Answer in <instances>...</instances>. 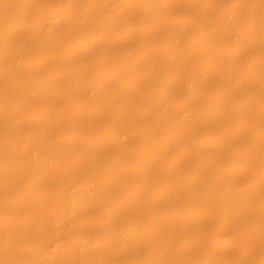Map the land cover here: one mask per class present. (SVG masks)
Masks as SVG:
<instances>
[{"label": "bare ground", "instance_id": "1", "mask_svg": "<svg viewBox=\"0 0 264 264\" xmlns=\"http://www.w3.org/2000/svg\"><path fill=\"white\" fill-rule=\"evenodd\" d=\"M10 0H0V5L1 4H4V3H7V2H9ZM30 0H26L25 1V3L26 4H24L25 6L21 9V10H23V11H25V12H22V11H20L21 13H19L17 16H19V17H16V18H13V20L12 19H1L0 20V41H1V43H2V41H3V44L5 43V45H3L4 47H2V48H0V55L1 56H3V57H1L0 56V60L2 59V60H4V57H7L6 55L7 54H9L10 56H12L13 58V60H12V62H7L8 64H6V62L4 63L5 64V66H4V64H2V65H0V67L1 66H3L1 69H0V75H2V74H4V72L6 73V72H12V73H16V72H18L17 71V69L19 70H21V67L23 66V64H25V66H26V63H27V65H28V63H29V61H31L32 62V59L34 60L33 62L35 63H31L35 68H43L45 65H48L47 64V62L49 61V60H52L54 57L56 58V57H58L59 55L61 56V57H63V55L65 56V58H66V54L67 53H70V52H78V54H81L80 52H83L82 53V55H83V57H85V56H87V55H90V54H92V52H91V48H93V46H94V44L96 45V44H98V42L99 41H101V40H106L107 38H112V40L114 39H116L117 40V38H120V37H122L123 36V34H128V33H132V31L134 32V30H133V28H135V27H132L131 26V24H125L124 22H125V16H128L129 15V13H130V11L132 10V12H133V9L134 8H137V7H139V4L141 3V2H144V3H142V4H145V3H147L148 1H149V3H150V5H148L147 4V9H152V12H153V10H155V8L158 10V8L160 9H162V8H164V7H166L167 5H169V4H171V2H175L176 0H89L88 1V3H85L86 4V8L84 7V5L85 4H83V5H81L80 4V0L78 1V0H67V1H65V0H63L62 2H61V0L59 1V3L61 2L62 3V6H61V4H57V6H54V8L52 9V8H46V11L44 10L45 9V7H43L44 5H42L41 6V8H40V6H39V8L40 9H42V11L43 12H41V10L40 11H38L39 10V8L38 9H36V12H34V13H36L34 16L32 15H30L32 12H31V10L29 9L30 7H28L27 8V4L29 3V6H30V2H29ZM178 1V0H177ZM191 1V0H190ZM192 1H194V0H192ZM203 1V0H202ZM224 1V0H223ZM222 1V2H223ZM230 1V0H229ZM233 1V0H232ZM231 1V2H232ZM235 1V0H234ZM248 1V2H247ZM252 1V2H251ZM244 0V2L243 1H238L237 2V0L235 1V2H237L238 4H236L235 6H232L231 4V6L232 7H230V5H229V7L227 8V7H223V10H222V8H220L221 9V12L218 10V14L219 15H217V17L218 16H220V18H217L218 20H217V22L215 23V25H218V26H216V28H215V26H214V28H213V26H212V28H210L211 27V25H212V23H210L209 22V24H207V22L209 21L208 19H207V17L205 16L204 18H203V20L202 21H204L205 22V20H207L206 21V24L207 25H209L210 27H208L206 24H204L203 25V22L201 23V28H200V30L198 29V31H197V34H196V37H194L193 39H192V46L191 45H183L181 42H180V38H179V36L181 37V35H178V32H174V35L175 34H177V35H172V37H171V40H170V38H169V41H164V43L165 44H162V47H164V50H163V48H162V50H163V53H162V56H166L168 53H169V56L167 55L166 57V61L163 59V61H164V63H166V64H164V63H162L163 61L162 60H159L160 61V63H161V65H160V63H159V66H157L156 64H155V67L156 68H154V67H152L153 65H154V62L153 63H151L152 62V60L154 59V57L156 56V54H157V52H155V50H153L152 49V47L151 48H149V50H147L148 52H144L143 54H141V57L140 56H138V58L137 57H134L133 58V60H132V57H129V56H127L128 55V53H126V55L125 54H123V55H125V57L127 56V58L129 57V59H125L126 60V62H125V60L122 58V60H120L121 62H118V64H116L115 65V67H113L114 65H112V66H104L105 68H106V71L105 72H103L102 73V70H105L104 69V67L102 68L101 66L100 67H98L96 70H94V72H96V73H92L91 71H89V67L87 68V67H85V66H87L86 64H88V63H84L85 64V66H84V64L82 63V59L81 60H77V59H75V60H77V62L78 61H80L82 64H80V63H75V61H74V63L76 64V65H74V63L73 62H71V63H69L70 61H73V60H68L67 62H68V64H64L63 66L62 65H59V67L56 65V66H54V67H56V68H52V67H49L48 69H50V68H52L51 70H49L48 71V73L44 76V75H41V74H43V73H41V74H37V73H34L35 75H36V77L33 75V78L31 77V81L29 80L30 79V77H27V78H29L28 79V81H26L25 82V80L24 79H26L27 80V78H22V77H20V78H15L14 80L13 79H11V80H9V82H7L8 84H6V86L5 85H0V120H1V122H0V133H1V135H2V132L3 131H5L6 130V128H7V130L8 129H10V127H11V129H10V131H6V132H8L7 134H5L6 135V137L8 138V139H17V140H19V138H20V136L23 134H20V130L19 129H21L22 127L21 126H26V124L30 121V122H40V121H42L43 123H44V125L46 126V125H50V124H53L54 122H56V120H54L55 118H58V116L59 115H61V114H63L64 116H66L68 113H69V115L71 116V114H70V112L72 113V115H73V111H77V112H75V113H77L78 114V112L80 111L79 110V107H80V109L82 108V109H84V110H82L81 109V112H86V110H88L87 108H90V109H94V106L93 105H95V106H98L97 105V103L99 102V99H101L102 97L101 96H103V95H105V94H107L108 92V96H114V95H116L117 93H115L116 91H119V89L121 88H117L116 86H121V84H123L124 83V85L125 86H127V85H129L130 87L132 86V84H130V83H133V81H134V79L136 80V79H140V81H142V82H148V81H151L152 79H155V78H160L161 79V77L160 76H165L161 71H160V68L159 67H161V66H168L169 67V65L170 64H172L174 67H175V65L178 63L179 64V62H181V60H180V58H183L184 57V55H185V59H188V58H186V57H188V54L187 53H189L190 52V50L192 51V53H191V55L189 56V58L191 57L192 58V60H199V61H197V63L198 62H200L201 61V59H203V57H204V59H205V57H206V59L205 60H202L201 62H205V61H207V57L208 56H216V55H220V56H218V57H221V54H222V57L223 58H225L227 55V49H230V51H228V53H229V57L231 56V59L233 60V59H235V58H238V60H236V62L235 63H237V62H241L242 60H243V58H241L243 55V57L245 58V52H246V50H245V48L246 47H244V45H246V44H250V43H248L249 42V38L251 37V35H255V33H256V30H254L255 28H257V33H256V35L254 36V38H255V41L258 43V44H264V18L262 19L260 16L258 17L259 19H261L259 22H258V20H256V22L253 20V17H255V15L254 14H256V12L255 13H253V11H251V10H254V9H252V8H250L251 6H253V8L255 7L254 5H252V3L254 4V3H256L257 1H259V2H264V0ZM253 1H255V2H253ZM65 2V3H64ZM227 2V1H226ZM242 3L243 2V5L245 6L246 5V3H247V6L251 3V5H249L250 7V14H249V19L248 20H246L245 21V25H244V23H242L241 21L239 22V23H242L244 26H239V25H241V24H239L238 23V21L237 20H239L238 18V15H236L237 13H240L239 12V10H242L243 9V5L242 4H240V3ZM261 2V3H262ZM34 3H36V2H34ZM56 3V2H55ZM64 3V4H63ZM67 3V4H66ZM78 3L81 5V6H83V7H81L82 9L83 8H85L84 10H83V12L82 11H80L81 10V8L80 7H78V6H80V5H78ZM232 3H234V2H232ZM9 4H11V3H9ZM66 4V5H65ZM202 4H204V3H202ZM214 4V3H213ZM213 4L211 3V2H207L206 4H205V7L209 10V8H211V7H213ZM235 4V3H234ZM233 4V5H234ZM257 4V7L259 6V4H258V2L256 3ZM5 5V4H4ZM6 5H8V4H6ZM77 6V7H76ZM144 6V5H143ZM143 6H141L142 8H143ZM195 6V5H194ZM201 6V5H200ZM7 7V6H6ZM21 7V6H20ZM56 7V8H55ZM174 7V6H173ZM204 7V9H206ZM256 7V8H257ZM76 8H77V10H76ZM78 8H79V10H78ZM154 8V9H153ZM255 8V9H256ZM259 8V7H258ZM257 8V9H258ZM4 9V8H3ZM25 9H27V10H29V11H27V10H25ZM50 11H49V10ZM75 9V10H74ZM137 9H140V8H137ZM149 9V10H150ZM212 9V8H211ZM217 9V8H216ZM261 9V8H260ZM149 10H147V13H149V14H151L152 12L150 11L149 12ZM214 10V9H213ZM262 10V9H261ZM33 11V10H32ZM35 11V10H34ZM75 11V12H74ZM76 11H78V14H75V13H77ZM80 11V12H79ZM139 11V10H138ZM156 11V10H155ZM193 11V10H192ZM256 11V10H255ZM263 11V10H262ZM29 12V13H28ZM82 12V13H81ZM131 12V13H132ZM164 12V11H163ZM197 12V11H196ZM206 12H207V10H206ZM220 12V13H219ZM24 13H27V15H29V16H31V17H29V16H27L26 17V14H24ZM34 13H32V14H34ZM203 13V12H202ZM212 13V12H211ZM243 13V12H242ZM258 13L260 14L261 12H259V11H257V14H256V16L258 15ZM263 13V12H262ZM22 16H21V15ZM23 14L25 15V16H23ZM134 14V13H133ZM148 14V19L151 17V19H152V16H150ZM162 14V13H161ZM198 14V13H197ZM241 14V13H240ZM245 14V13H244ZM264 14V13H263ZM131 15V14H130ZM234 15H235V17L237 18V20H235L234 18ZM262 15V14H261ZM144 16V15H143ZM203 16V15H202ZM228 18H226V17ZM230 16V17H229ZM250 16H251V18H250ZM263 16V15H262ZM24 17V18H23ZM129 17V16H128ZM197 17V16H196ZM215 17V16H214ZM224 17V18H223ZM233 17V18H232ZM241 17V16H240ZM242 17H244V15L242 16ZM264 17V16H263ZM20 18V19H19ZM21 18H23L22 20H21ZM147 18V17H146ZM145 18V22L146 23H148L147 25H145L148 29H147V31L149 30V27L151 26V20L149 21L148 19H146ZM156 18V17H155ZM199 18V17H198ZM206 18V19H205ZM15 19V20H14ZM17 19V20H16ZM100 21V23L101 24H99V21ZM212 19V18H211ZM219 19H221V20H219ZM226 19V20H225ZM244 19V18H243ZM246 19V18H245ZM255 19V18H254ZM11 20V23H9V22H6V21H10ZM18 20H21V21H19V22H15V21H18ZM69 20H73V22H75L76 23V26L78 27V28H83V27H92V26H101V27H98V31H97V28H96V35H94L95 33H93V34H91L90 36H89V34L87 33V35H85V36H87L86 38H84L85 39V44H84V41H81V40H79L80 42H83L82 44H80V42H79V44H76V45H78L77 47H75V48H77V49H75L73 46H76L75 44L71 47V51H69L68 50V52H66L65 51V49H63L64 47L62 46V44L64 43V42H62L61 43V37H63V31H62V29L64 28V25L66 24H63L64 22H67V21H69ZM95 20H97L96 22L98 23V25H97V23L95 22ZM142 20V19H141ZM148 22H147V21ZM162 20V19H161ZM198 20V19H197ZM230 21L229 22V25H226L227 23H225L224 21ZM157 21V20H156ZM199 21V20H198ZM216 21V20H215ZM247 21H248V23H247ZM134 22V21H133ZM144 22V23H145ZM218 22H220V23H218ZM224 22V23H223ZM258 22V23H257ZM74 23V24H75ZM93 23H96V24H93ZM174 23V22H173ZM178 23V22H177ZM222 23V25L223 26H221L220 24ZM246 23H247V25H246ZM263 23V24H262ZM149 24H150V26H149ZM152 24H154V23H152ZM195 24V23H194ZM198 24V23H197ZM61 25H63V27L61 26ZM68 25H70V24H68ZM67 25V26H68ZM185 25H187V24H185ZM219 25L221 26V27H223V30H222V28L221 29H218L219 28ZM225 25V26H224ZM66 26V27H67ZM106 26L107 27H109V28H107L106 29ZM226 26H228V27H226ZM248 26L249 27H251L250 29L248 28ZM253 26V27H252ZM255 26V27H254ZM146 27L144 28L145 29V32L147 33V31H146ZM154 27H155V25H154ZM154 27H152V28H154ZM184 27V26H183ZM218 27V28H217ZM225 27V28H224ZM248 28L247 30H245V31H242V30H244L245 28ZM3 28H5V29H3ZM74 28V27H73ZM93 28V27H92ZM151 28V27H150ZM187 28V27H186ZM227 28V29H226ZM241 28V29H240ZM61 29V30H60ZM72 29V28H71ZM173 29V28H172ZM177 29V28H176ZM209 29H210V31L211 32H213V33H209ZM219 31V33L217 32V30ZM227 30L228 32H226V33H224L225 34V36H224V38L226 39V42H224L225 41V39L224 40H222V42H221V40L220 39H218L217 37H215L217 34H219V35H224V34H222L223 32H224V30ZM252 29V30H251ZM3 30V31H2ZM65 30V29H64ZM73 30V29H72ZM84 30V29H83ZM137 30V29H136ZM186 30V29H185ZM212 30H214V31H212ZM216 30V31H215ZM251 30V31H250ZM2 31V32H1ZM5 31V32H4ZM62 31V32H61ZM150 31H152V29L151 30H149L148 31V33L147 34H149V35H147V40L150 42V38L152 37L151 35H150ZM154 31V30H153ZM184 31V30H183ZM208 31V32H207ZM222 33H221V32ZM82 32V31H81ZM150 32V33H149ZM255 32V33H254ZM259 32V33H258ZM29 33V35H27V34ZM70 33H71V31H70ZM78 33H80V32H78ZM207 33H209L208 35H206ZM217 33V34H216ZM254 33V34H253ZM18 34H20V35H22L23 37H25V36H27V38L25 37L24 39H22V38H20V40H16L17 41V43H19L18 45L16 44V45H13V44H15L14 42L15 41H13V38L16 36V35H18ZM26 34V35H25ZM172 34V33H171ZM179 34H181V32H179ZM213 34V35H212ZM231 34V35H230ZM258 34V35H257ZM15 35V36H14ZM25 35V36H24ZM67 35V34H66ZM83 34L82 35H80L81 37H83L84 36ZM94 37H93V36ZM227 35H228V37H227ZM230 35V36H229ZM21 36V37H22ZM71 36V35H70ZM79 36V37H80ZM89 36V37H88ZM92 36V37H91ZM131 36V35H130ZM174 36V37H173ZM183 36H184V34H183ZM211 36H213V37H211ZM240 36V37H239ZM149 37V38H148ZM169 37V36H168ZM206 37H209V38H206ZM231 37V38H230ZM245 38V40H243V38ZM253 37V36H252ZM12 38V39H11ZM16 38V37H15ZM18 38V37H17ZM178 38L180 39L179 41H177L178 40ZM211 38V39H210ZM216 38V39H215ZM239 38V39H238ZM242 38V39H241ZM257 38V39H256ZM67 39V38H66ZM66 39H64L65 40V42H67L66 41ZM80 39V38H79ZM228 39H229V41H228ZM241 39V41H239ZM11 40L13 41V42H11ZM24 40V41H23ZM47 40H48V44H50V41H51V44H52V47H50V48H48L47 47V49H46V47L45 46H43L42 48L40 47V46H42V43L45 41V42H47ZM183 40V39H182ZM218 40V41H217ZM247 40V41H246ZM23 41V42H22ZM242 41H244V43H245V41H246V44H243V42ZM103 42V41H102ZM116 42V41H115ZM114 42V43H115ZM131 42V41H130ZM147 42V41H146ZM149 42H147V43H149ZM176 42H180V44L181 45H183L184 46V48L186 47V49H182V48H180L181 46H180V44H175ZM228 42H231V44L230 45H227V44H229ZM239 42H242V44H240ZM252 42V41H251ZM9 43H12V44H9ZM60 43H61V45H60ZM78 43V42H77ZM100 43V42H99ZM113 43V44H114ZM128 43V42H127ZM45 45H46V43H44ZM43 44V45H44ZM54 44V45H53ZM59 44V45H58ZM105 44V43H104ZM190 44V43H189ZM224 44V45H223ZM226 44V45H225ZM253 44V43H252ZM69 45V44H68ZM81 45H83V46H85V48L83 47V46H81ZM103 45V44H102ZM164 45V46H163ZM176 47H175V46ZM243 45V46H242ZM47 46V45H46ZM70 46H71V44H70ZM79 46L83 49H81V48H79ZM143 46H145V45H143ZM150 46V45H149ZM154 46V45H153ZM177 46L179 47V48H177ZM190 46L192 47V49L190 48ZM224 46H226V47H224ZM230 46V47H229ZM247 46V45H246ZM55 47L57 48V49H55ZM66 47V46H65ZM137 47V46H136ZM155 47H156V45H155ZM188 47H189V49H188ZM253 47V46H252ZM61 48V50H58V49H60ZM73 48L76 50H73ZM147 48H148V46H147ZM227 48V49H226ZM32 49V50H31ZM45 49V50H44ZM78 49H79V51H78ZM80 49L82 50V51H80ZM91 49V50H90ZM120 49V48H119ZM143 49V48H142ZM141 49V50H142ZM150 49H152V50H150ZM188 49V50H187ZM194 49V50H193ZM226 49L227 51H224V50ZM261 49V48H260ZM259 49V50H260ZM29 50H31V51H33V53H34V51H35V53H34V57L33 56H29V57H33V58H31V59H28V57H26L25 56V54H27L28 52H29ZM41 50H44L43 52H41V54H42V57H41V55L39 54L40 53V51ZM49 50V51H48ZM88 50H89V52H88ZM128 50V49H127ZM186 50V51H185ZM253 50V49H252ZM251 50V51H252ZM256 50V49H255ZM255 50H254V52H255ZM28 51V52H27ZM46 51V52H45ZM59 51H61V53L62 54H60V52ZM65 51V52H64ZM84 51L85 52H88V53H84ZM133 51V50H132ZM189 51V52H188ZM25 52H27V53H25ZM39 52V53H38ZM64 52V53H63ZM109 53L110 52H112V50L110 49L109 51H108ZM155 52V53H154ZM164 52H165V54H164ZM223 52V53H222ZM31 53V52H30ZM30 53H28V54H30ZM107 53V51H105V54ZM109 53L105 56V55H103V56H105V58L106 57H110V55H109ZM123 53H125V52H123ZM27 54V55H28ZM86 54V55H85ZM111 54V53H110ZM119 54V53H118ZM164 54V55H163ZM187 54V55H186ZM226 55V56H224V55ZM22 55H24V56H22ZM39 55H40V57H39ZM67 55H69V54H67ZM70 55H72V54H70ZM82 55H80V56H82ZM10 56H8V58L10 57ZM23 58H22V57ZM79 56V57H80ZM100 56H102L101 54H100ZM102 56V59H104V57ZM115 56H116V53H115ZM151 56H152V58H151ZM154 56V57H153ZM24 57H26V58H24ZM76 57V56H75ZM88 57V56H87ZM97 57V56H96ZM113 57V56H112ZM124 57V58H125ZM217 57V56H216ZM228 57V56H227ZM249 57V56H248ZM256 57H257V59H256ZM255 57V59H254V61L253 62H255L256 64H254V63H250L249 64V67L250 68H254L253 69V71H252V69H249V67L248 68H246L247 69V71H246V74H244V75H239L240 77H241V79L243 78L244 80H246L247 81V83H248V80L250 79L252 82H256L258 85H261V86H258V88L259 87H262L261 89H262V91L260 92V93H263V94H261V96H263L264 97V76L261 74V71H260V69H258L257 70V68H259V67H256V65L258 66V65H260L261 63H262V60H264V54L263 53H261L260 55L258 54V56H256ZM11 58V57H10ZM18 58H20V60L22 61V60H25V59H27L26 61H22L23 62V64H22V62L20 63V60L18 59ZM54 58V59H55ZM69 58V57H68ZM82 58V57H81ZM114 58V57H113ZM151 58V60H149V62H147L148 64L146 65V66H148L149 64H150V66H151V64H153L151 67L152 68H149V66L148 67H146L147 69H145V67L144 68H141L140 66H139V63H141V62H143L144 60L145 61H148V60H146V59H150ZM162 58H164V57H162ZM190 58V59H191ZM208 58H210V57H208ZM213 58V57H212ZM57 59V58H56ZM70 59H72V58H70ZM112 59V58H111ZM135 59V60H134ZM211 59V58H210ZM209 59V60H210ZM241 59V60H240ZM10 60V59H9ZM8 60V61H9ZM18 60H19V63H18ZM60 60V59H59ZM124 60V61H123ZM127 60H130V61H127ZM232 60H228L229 62L230 61H232ZM90 61H91V59H90ZM104 61V60H103ZM145 61H144V63H145ZM228 61L226 62H224V64H223V69H225L226 68V70L228 71H230L231 69H232V66H229V63H228ZM2 62V61H1ZM83 62H85V61H83ZM107 62V61H106ZM123 62V63H122ZM125 62V63H124ZM182 62H183V59H182ZM186 62V61H185ZM198 63V65L199 64H201L198 68H197V73L195 72L194 74L196 75L197 74V77H199V76H201L202 74L201 73H203V64L202 63ZM245 62V61H244ZM264 62V61H263ZM64 63H66V62H64ZM73 63V65H71ZM105 63V62H104ZM124 64V65H122V70L121 71H123V67H125L124 68V71L125 72H121L120 71V68H121V64ZM176 63V64H175ZM225 63H226V65H225ZM238 63V64H239ZM260 63V64H259ZM20 64V65H19ZM80 64V65H79ZM107 64V63H106ZM114 64V63H113ZM120 64V65H119ZM158 64V63H157ZM163 64V65H162ZM168 64V65H167ZM175 64V65H174ZM178 64L176 65V66H178ZM182 64V63H181ZM232 64H234V62H231L230 63V65H232ZM238 64H235V65H238ZM255 65L254 67H252L253 65ZM30 65V64H29ZM36 65V66H35ZM119 65V66H118ZM180 65V64H179ZM220 65H222L221 63H220ZM235 65H233V66H235ZM103 66V65H102ZM172 66V68H174ZM210 66V65H209ZM217 66V65H216ZM214 66L213 67V69L215 70V71H219V70H221V67H220V69H219V66ZM226 66V67H225ZM244 66H245V64H244ZM248 66V65H247ZM26 67H28V66H26ZM85 67V69H83ZM109 67V68H108ZM225 67V68H224ZM228 67H231V69L230 68H228ZM23 68V67H22ZM73 68V69H72ZM99 68H102V70L101 69H99ZM108 68V69H107ZM159 69V71H158V69ZM170 68H171V65H170ZM178 68V67H177ZM177 68H175V69H177ZM184 68V67H183ZM239 68V67H238ZM263 68V67H262ZM45 69V68H44ZM47 69V70H48ZM91 69V68H90ZM127 71H126V70ZM245 69V68H244ZM245 69V70H246ZM16 70V72H14ZM26 70H27V68H26ZM40 70V69H39ZM38 70V71H39ZM72 70V71H71ZM77 70V71H76ZM97 70H98V74H97ZM166 70V69H165ZM169 70V69H168ZM206 70V69H205ZM255 70V71H254ZM256 70L257 71H260V74L261 75H258L259 73L258 72H256ZM71 71V72H70ZM73 71H75V72H73ZM87 71H89V72H91V75L93 74V76H87V74L89 73V72H87ZM99 71H101L100 73H99ZM171 71V70H170ZM176 71V70H175ZM173 72V74H172V76H176V75H178L176 72ZM187 71V70H186ZM24 72V71H23ZM84 72V73H83ZM86 72H87V74H86ZM185 72V71H184ZM214 72V71H213ZM220 72H223V71H220ZM237 72V71H236ZM249 72H250V75H249ZM258 73V74H254L255 76H252L251 77V74L252 73ZM263 72V71H262ZM11 73V74H12ZM25 73V72H24ZM163 75H162V74ZM200 73V74H199ZM248 73V74H247ZM19 74V73H18ZM30 74V73H29ZM72 74H74L73 76H72ZM97 74V76H96V78H95V76L94 75H96ZM100 74H102V75H100ZM171 74V73H170ZM211 74V73H210ZM222 74V73H221ZM220 74V75H221ZM239 74V73H238ZM6 75H7V73H6ZM13 75V74H12ZM37 75H38V79H41V80H37ZM68 75H70V77H67ZM199 75V76H198ZM214 75H216V74H214ZM250 77H249V76ZM40 76H44V77H40ZM67 78H66V77ZM71 76H72V78H71ZM168 76V75H167ZM171 76V77H172ZM174 76V77H175ZM204 76V75H203ZM209 76V75H208ZM239 76H238V78H239ZM246 76H248V77H246ZM26 77V76H25ZM35 77V78H34ZM47 77H49V78H47ZM51 77V78H50ZM136 77V78H135ZM174 77H172V78H174ZM197 77L195 76L194 78V80L195 81H197L196 79H197ZM205 77V76H204ZM218 77V76H217ZM229 77V76H228ZM227 77V79H229ZM236 77V76H235ZM4 78V77H3ZM68 78H70L69 80H67ZM95 78V79H94ZM97 78H100L99 80L97 79ZM106 78V79H105ZM176 78V77H175ZM249 78V79H248ZM253 80H252V79ZM20 79V80H19ZM50 79H56V80H50ZM103 79H104V81H103ZM133 79V80H132ZM162 79H163V77H162ZM189 79V78H188ZM198 79H200V78H198ZM231 79V78H230ZM229 79V80H230ZM36 80V81H35ZM59 80H61L62 82H60ZM97 80V81H96ZM106 80H108L107 82H108V84H106V85H108L107 87H105L106 85H105V82H106ZM113 80L114 82H111V81ZM158 80V79H157ZM165 80V79H164ZM193 80V81H194ZM217 80V79H216ZM220 80V79H219ZM234 80H236L235 78H234ZM234 80H230V81H232V82H230V81H228V82H226V79H225V81H223V82H226V84L227 85H231L232 83H234ZM238 80V79H237ZM244 80H238V81H240V82H242L243 83V81ZM249 80V81H250ZM1 81V80H0ZM4 81V80H3ZM59 83H58V82ZM69 81H71V82H69ZM109 81H110V83H115V81L117 82V83H115V84H110L109 83ZM132 81V82H131ZM187 81H189V80H187ZM202 81V80H201ZM207 81V80H206ZM5 82V83H6ZM29 82H31V83H29ZM66 82V83H65ZM161 82V81H160ZM231 84H230V83ZM25 83H27V84H25ZM33 83V84H32ZM65 83V84H64ZM118 83H120V85H118ZM138 83V82H137ZM152 83V82H151ZM218 83H219V81H218ZM229 83V84H228ZM242 83L240 84L239 82L238 83H236V81H235V83L234 84H232L231 86H234V88L233 89H235V91H237L236 93V95H237V99L239 98V100L237 101V104H236V102H235V104H233V106L234 105H236V106H234L236 109L238 108L239 110H241V111H243V112H241L242 113V115L243 114H245V112H248V113H251V112H249L250 110H252L253 111V109H252V106L254 105V104H256V103H258L259 104V101H260V93L259 92H256L257 94H259V95H257V96H255L253 93L256 91V90H250V88H249V91L247 90L248 88H246V90H244L245 88H244V85H242ZM25 84V85H24ZM58 84H60L61 86H62V88L60 89V88H58L57 86H58ZM70 85V86H68L69 87V90L68 89H66L68 92H66V90H65V87L64 86H66V85ZM127 84V85H126ZM144 84V83H143ZM164 84V83H163ZM244 84V83H243ZM26 85H27V87H26ZM29 85H30V87H29ZM32 85V86H31ZM59 85V86H60ZM111 85V86H110ZM114 85H116L115 87L117 88V90H115V91H110V88L112 89V87H114ZM213 85V84H212ZM240 85H241V87H240ZM3 86V87H2ZM5 86V87H4ZM26 88H25V87ZM55 86L57 87V89H60V90H62L63 89V91L62 92H60V91H58V90H56V88H55ZM60 86V87H61ZM110 86V87H109ZM128 86V87H129ZM25 89H24V88ZM68 87H66V88H68ZM114 87V88H115ZM123 87V86H122ZM213 87V86H212ZM240 88V90L241 89H243V91H239V88ZM10 88H14V90H19V93H17V96L15 95L14 96V90H12V89H10ZM23 88V89H22ZM105 88H107L106 90H104ZM124 88V87H123ZM238 88V89H237ZM21 89H22V91H21ZM109 89V90H108ZM185 89V88H184ZM260 89V90H261ZM12 90V93H9L10 91ZM27 90H28V92H27ZM104 91V94L103 95H101V92H103ZM112 90H114V89H112ZM128 90V89H127ZM158 90V89H157ZM187 90V89H186ZM196 90V91H195ZM193 92H190L189 93V97L190 98H192V99H187V100H189V101H187V103H186V100H185V103H181V102H178V101H172V100H170V102H167L166 103V106H167V104H168V111H167V109H166V106H164V109L162 110V112L163 111H165L164 113H165V115L167 114V113H169V111H170V109L169 108H172L173 107V105L174 106H183V107H185L184 108V111H182L181 113H177L176 115L175 114H172L171 113V111H170V115L169 114H167V117H168V115H169V119H172V121L171 120H169V121H171V122H167V117L165 116V115H163L162 113H160V115H157V116H153V115H151V109L149 108V107H146V108H144L143 110H142V112H141V118H142V120H144V121H142L140 124H139V121L137 122V121H135L134 123L136 124V125H134V124H132L133 122H131L130 124H131V127H130V125H129V127H128V130H126V129H116L115 127H114V125L112 126V127H114V128H105V130H103L102 132L103 133H100L101 134V136L99 137L97 134V136L96 135H93V136H96V137H98V138H96V137H94V139H93V136H89L90 138L89 139H86L85 137H87V136H84V138H83V136H82V134H79L80 133V131L78 132L77 131V133L78 134H76V132L75 133H73V134H69V135H67L68 133H66V135H64L63 137L61 136L60 137V139L58 140V142L59 143H57V144H55V145H57V147L53 144V143H51V142H53V140L51 141L50 140V142H48L49 140H47V141H45L44 142V145L42 144V148H41V146H40V150L38 149V147L37 148H35V149H33L34 151H32L33 153L35 152V150H36V152L33 154V156H31V158H29V159H26V160H24L23 162L22 161H20V160H18L19 162H15L14 161V159L12 160V158H11V155L14 157V154L15 153H17L19 150H18V148L17 147H13V148H9V150H7V149H2V150H5L4 151V153L3 152H0V153H2L1 155H0V213L2 212V214L4 213L5 214V212L7 211V212H9V214H5L6 215V217H4L5 215L3 214V215H1L2 217H4V219L2 218V222L0 223V228L2 229H4V234H3V232L0 234V238L1 239H4L3 241H7L6 242V245L3 243V241L2 240H0V264H51L52 262H54V261H56L57 259H61V260H63V262H61V263H64V264H69V263H75V261H77V260H79L78 262H79V264H83V263H87L88 262V264L90 263L89 261H91V262H94V264H101V263H103V262H101L102 261V259L101 258H103V257H106V258H108V257H111V256H113V254L115 255L116 253H118V252H121L122 250H127V249H131V246H133L134 245V243L136 242V240H138L137 238L140 236V234H150L153 238H155L154 240L156 241V242H158L159 241V244H160V240H158L160 237H162L161 236V234H162V231H163V229L161 228V227H163V226H165L164 224H162L161 222V219L163 220V218H166L163 214H164V211L163 210H160L161 208L160 207H158V206H149V209H150V211L148 210V217L149 218H151L152 216H153V219H152V221H151V219L149 220L148 218H147V221H151L149 224L147 223V225H146V227H145V229L143 230V232L142 233H140L141 231H140V229H139V227H140V225H139V227L137 226L138 224H142L141 222H143L144 220V218L143 217H134L133 219H132V217L131 218H129L128 219V222L127 223H125L124 222V224H122V223H120L119 224V222L117 221V219L115 220V218L113 217V214H112V217L111 218H114V220H112L113 222L114 221H117V222H115V223H113V222H111V220H110V223H108V220H102V221H96V222H93L94 223V225L95 226H99V229L98 230H100V232L98 231V230H96L95 232L97 233H91V235H90V233H88L87 235H89V236H86V234H79V235H76L75 236V239H74V237L71 239L72 240V242H71V240H69V242H66L67 244H65L64 242V240L62 239V236L66 233L67 234V232H69L70 230L69 229H71L72 230V227L74 226V225H71V224H73L74 222L73 221H75V223L74 224H76L77 223V221L79 222L78 224H80V225H83V227L84 226H86L87 224H89L92 220L91 219H89V218H87V217H79V215H78V213L77 212H79V211H82L83 209H86V208H88V207H94V206H96V205H98L97 203H101L102 202V200H104L105 198H102L103 196L105 197L106 196V198H107V195H109V196H112L111 198L113 199V201L110 199V197H108L107 199H110L112 202H113V204H114V206H113V204H111L112 206H113V208H116L115 209V211H117L116 213L118 214V216H119V212H121V214H122V211H128L127 209H129L130 208V206H131V204H132V202H133V200H134V198L137 196V195H139V194H141V193H146V189H147V193H148V191H149V185H150V181H153V180H156L155 178L153 179V177H156V175L157 176H159L161 173H163L162 174V177L163 176H166L167 177V172H171L172 173V175L170 176L169 174V176L170 177H168L169 179L172 177V176H175V178L176 177H179V178H181V179H179V178H177L178 179V181L179 180H181V182L179 181H177L176 182V180L177 179H174L173 180V182H170L171 183V185H170V183H169V185H170V188H168L169 187V185L167 184V188L164 186L163 188H161L158 192H156V195H155V197H160L161 199H163L164 198V196H165V199L166 198H168V197H170L169 199L171 200V202H170V204L168 205V207H167V209H170V211L168 212L167 211V219L166 220H168L167 222H168V227L172 230V232L174 231L175 232V234H177V233H179V234H177V235H182L183 233H185V230H187V226L189 225V221H192V219L194 220V219H198L199 221L201 220V221H203V220H205L204 218L206 217L207 218V216L208 215H210V214H212L213 212H214V214H212V215H216L217 213H216V211H217V209H219L218 211H220L221 210V208L223 209L222 210V212H223V215H221L222 213H221V211H220V215L221 216H223V217H227L230 213L229 212H231V210H233V207L234 208H236L237 207V205H239V206H243V204L244 205H246L248 202H250L249 201V199L250 200H252L254 197V195H255V193H256V196H257V193L258 192H260V194L264 191V159H260V166H261V168H259V170H261V172L260 171H258L259 173H261V174H259L258 176L260 177V178H258V177H256L254 180H255V182H254V180H253V182L252 181H250V182H252V183H249V184H252L251 185V188H250V185L248 184V186L247 185H243L242 184V186H244L243 188H242V186H241V183H236V185H237V187L236 186H232V183H229L228 185L226 184L225 185V187L224 186H222V188L224 187L225 189V191L227 190V188H229L226 192H224L222 195H220V196H217V195H214V194H212V195H210V196H207V198L208 197H210V198H208L209 199V201H215V202H213L214 204H216L215 205V207H214V210H213V212L210 210H208V212L207 211H202V209L201 208H197L198 206L195 204V198L197 199V197L195 196V198H194V202H193V204H194V206L192 205V203H191V200H193V198L191 199V200H188V201H190V203L189 202H187L186 200H185V195H182V191H183V187L182 186H193V185H198L199 184V177H197V176H194V175H192V176H188V177H183V175H181L182 174V172L179 170V169H176V167L178 166V163H177V161L179 160V161H181L182 162V160L184 161V160H189V159H187L188 157H190L191 156V158L192 159H190V161H192L193 160V162H196V166L194 167V168H197V166H198V168H204V167H206V166H208V162H211L212 161V159H213V156L211 157H207L208 158V160H207V158H206V155L205 154H203V153H201L199 150H197V149H199L200 147H197V146H200L199 144H200V142H198V141H200L197 137H194V138H196V141H195V139L193 138V136H190V133H192V131L190 132L189 130H187L186 128H187V125H186V123L188 124V126H189V129H190V123L191 124H193L195 121L196 122H203V121H205V122H208V120H210L211 121V119L212 118H214L215 117V115L214 114H220V113H222L223 112V110H224V108H228V106L229 105H227V101L225 100L226 99V96L224 97V95H222V97H224V100H219L218 99V97L215 95V96H211V97H214L215 99H212V98H208L207 99V103H204L205 105H202V106H200L199 108V110H197L198 109V107H193V105L191 104V106L189 107L188 106V103L190 104V102L192 103V100H194V97H196L197 95H198V89H195ZM211 90V89H210ZM259 90V89H258ZM8 91V92H7ZM26 93H25V92ZM65 91V92H64ZM81 91V92H80ZM83 91V92H82ZM106 91H107V93H106ZM160 91V90H159ZM246 91H248L247 92V94L248 95H245L246 94ZM251 91L253 92V93H251ZM21 92V93H20ZM63 92L66 94H63ZM74 92L76 93V92H78L77 93V95H73L74 94ZM79 92L80 93H85V95H83V98H82V96H80V98L79 97H77V96H79ZM111 92V93H110ZM165 92V91H164ZM174 92V91H173ZM243 93L244 94V96H243V94H240V93ZM24 93V94H23ZM71 93H73V94H71ZM100 93V94H99ZM135 93V92H134ZM152 93V92H151ZM220 93V92H219ZM223 93V92H222ZM225 93V92H224ZM240 95H239V94ZM11 94V95H10ZM18 94H22V95H18ZM71 95V97L72 98H67L68 97V95ZM100 96H99V95ZM164 94V93H163ZM186 94V93H185ZM193 94V95H192ZM201 94V93H200ZM70 95H69V97H70ZM98 95V96H97ZM159 95H161V94H159ZM165 95V94H164ZM43 96V97H42ZM45 96H47L46 98H48L49 99V97L48 96H51V97H53V98H57V99H65L66 101L64 102V103H61V105L63 106V104H64V107L63 108H61L62 106L61 105H57V104H50V103H46V105L44 106V105H42L41 103L39 104L38 102H39V99L38 98H40V97H42V98H45ZM67 96V97H66ZM126 96H127V94H126ZM209 96V95H208ZM234 96V95H233ZM243 96V97H242ZM75 97V98H74ZM85 97V98H84ZM162 97H163V95H162ZM185 97H187V96H185ZM200 97V96H199ZM236 97V96H235ZM258 97V98H257ZM33 98H36V99H33ZM96 98V99H95ZM97 98H99L98 99V102H97ZM148 98V97H147ZM169 98V97H168ZM28 99H29V101H28ZM33 99V100H32ZM41 99V98H40ZM68 99V100H67ZM79 99H81V100H79ZM112 99V98H111ZM116 99V98H115ZM126 100L128 99V98H125ZM124 99V100H125ZM209 99H211V100H215L216 101V103H218V100H219V102L220 103H218L219 105H217L214 101H213V103H215L214 104V107H213V105H211L212 104V102H210L209 103ZM217 99V100H216ZM259 99V100H258ZM262 99V98H261ZM35 100H38L37 102L35 101ZM96 100V104H95V101ZM150 100V99H149ZM206 100V99H205ZM210 100V101H211ZM234 100V99H233ZM27 101L29 102V103H32L33 101L35 102V104H33V106H31L30 107V105H27L28 103H27ZM32 101V102H31ZM62 101V100H61ZM110 101V100H109ZM161 101V100H160ZM33 102V103H34ZM50 102V101H49ZM162 102V101H161ZM24 105H23V104ZM27 103V104H26ZM92 103H93V105H92ZM170 103V104H169ZM200 103V102H199ZM226 103V104H225ZM44 104V103H43ZM68 104V106H66V105ZM164 104V103H163ZM207 104V105H206ZM220 104H222V105H220ZM55 105V106H54ZM106 105V104H105ZM109 105V104H108ZM227 105V106H226ZM230 105H231V103H230ZM257 105V104H256ZM255 105V106H256ZM20 106H22V107H24L25 109L24 110H22L21 108H20ZM38 106H40L39 108H38ZM57 106V107H56ZM58 106H60V108L58 107ZM65 106H66V108H65ZM90 106H92V107H90ZM172 106V107H171ZM186 106H188L187 108H186ZM199 106V105H198ZM226 106V107H225ZM201 107H203V108H201ZM231 107V106H230ZM233 107V108H234ZM27 108V109H26ZM75 108V109H74ZM76 108H78V109H76ZM136 108V107H135ZM153 108H154V106H153ZM191 108V110H189ZM194 108V109H193ZM195 108H197V109H195ZM253 108H256V107H253ZM95 109H97V108H95ZM102 109V108H101ZM126 109V108H125ZM185 109H187V110H185ZM237 109V110H238ZM260 109V108H259ZM69 110H70V112H69ZM72 110V111H71ZM105 110V109H104ZM124 110V109H123ZM129 110V109H128ZM195 110V111H194ZM238 110V111H239ZM27 111H29V112H27ZM92 111H94V110H92ZM100 111V110H99ZM103 111V110H102ZM225 111V110H224ZM152 112H154V111H152ZM167 112V113H166ZM174 112H176V110L174 111ZM180 112V111H179ZM25 113V114H24ZM130 113V112H129ZM150 113V114H149ZM230 113V112H229ZM179 114V115H178ZM247 114V113H246ZM155 115V114H154ZM162 115V116H161ZM241 115V116H242ZM87 116V115H86ZM93 116V115H92ZM145 116V118L147 117V116H149L150 117V119L149 118H147L149 121H151V122H149L148 123V120L147 119H145V118H143ZM153 116V120H151L152 117ZM159 116H161V117H159ZM171 116V117H170ZM214 116V117H213ZM219 116V115H218ZM4 119H3V118ZM61 117V116H60ZM129 117V116H128ZM136 117V116H135ZM157 117H159V118H157ZM225 117V116H224ZM235 117V116H234ZM70 118V117H69ZM72 118H73V116H72ZM155 118H157V119H155ZM222 118V117H221ZM66 119V118H65ZM215 119V118H214ZM216 119H218V118H216ZM230 119V118H229ZM4 120V121H3ZM24 120H26V121H24ZM147 120V121H146ZM198 120V121H197ZM201 120V121H200ZM203 120V121H202ZM220 120V119H219ZM239 120V119H238ZM247 120H249V119H247ZM257 120V119H256ZM48 123H47V122ZM23 122H27V123H24V124H21V123H23ZM29 122V123H30ZM58 122V121H57ZM119 122V121H118ZM147 124H145V123ZM166 122H167V124H166ZM242 122H243V126H244V123L246 124L244 127H246L247 125H249V124H247L248 122H244V120H242L241 122H240V124H241V126H242ZM262 122H264V119L262 120ZM28 123V124H29ZM143 123V124H142ZM169 123H172L173 125H169ZM259 123V122H258ZM121 124V123H120ZM145 124V125H144ZM238 124H239V122H238ZM240 124L238 125V126H240ZM252 124V126L254 127V125H256V122H255V124H253V123H251ZM250 124V125H251ZM261 124V125H260ZM4 125H6V126H4ZM18 125H21V126H19V127H17L18 129H12L13 127H16V126H18ZM58 125V124H57ZM83 125V124H82ZM136 126L137 128H135V127H133V126ZM141 125V126H140ZM164 125H166L165 127H164ZM186 125V126H185ZM201 125V124H200ZM209 125H210V123H209ZM223 125V124H222ZM263 125H264V123H263ZM2 126H4L3 128H2ZM8 126H10V127H8ZM31 126V125H30ZM139 126V127H138ZM169 126V127H168ZM243 126H242V129H243ZM262 126V123L260 122L259 123V125L257 124L256 125V127H254L255 129V131H257L258 129V127L260 128ZM46 127H48V126H46ZM63 127V126H62ZM141 127V128H140ZM174 127V128H173ZM181 127H183L182 129H179V128H181ZM184 127H185V129H184ZM192 127V126H191ZM228 127V126H227ZM262 127H264V126H262ZM261 127V129H259L256 133H255V131L252 129V131H251V133H250V135H247L248 136V138H250V140H252V141H254L255 139V143H257L256 141H258V148H259V145L260 144H262V145H260V147H262L263 146V143L264 142H262L263 141V138H264V128H262ZM3 130H2V129ZM83 128V127H82ZM133 128H134V131H133ZM167 128H170L171 130L173 129V131H172V133H174V135H173V138H172V140L173 139H175L176 141H177V139H182V138H184L183 140H185L186 141V139H187V143H185L184 144V146L181 148V149H179V151H175V153L173 152L174 150H176L175 148H174V146H175V144H176V142H173L172 140V142H173V144H174V146H173V144L170 142V140L168 141V142H166V143H171L172 144V148H174V149H170V151H169V147H170V144H168L169 146H167L166 145V143L164 144V143H157L158 141V138H156V137H158V135L160 134L159 132H163L164 130L163 129H167ZM224 128L225 127H223V128H221V130L223 129V131H224V133H225V130H224ZM247 128V127H246ZM44 129V128H43ZM73 129V128H72ZM81 129V128H80ZM130 129H132V133L133 134H130L131 133V130ZM135 129H137V130H135ZM177 129H179V130H177ZM194 129V128H193ZM228 130H229V127L227 128ZM231 129V128H230ZM15 130V131H14ZM17 130V131H16ZM19 130V131H18ZM47 130V129H46ZM55 130V129H54ZM84 130V129H83ZM119 130H125V132L123 133V131L121 132V131H119ZM130 130V131H129ZM163 130V131H162ZM168 130V129H167ZM174 130H176V132L174 131ZM183 132H182V131ZM210 130V129H209ZM212 130V129H211ZM220 129L219 130H214V131H212L211 132V136L209 135V138H210V140H212L214 137H216V136H220L218 139H217V137L216 138H214V140L216 141V142H214V140H213V143H214V145H217V143L219 144V143H221V144H219V145H221L222 146V143H229L230 144V142H231V135L230 136H228L229 134H230V130L228 131V130H226L227 132H226V134H224L223 133V131H221ZM25 131H26V129H25ZM63 131V130H62ZM126 131H129V132H126ZM136 131V132H135ZM219 131V133H217ZM242 131V130H241ZM43 132V131H42ZM67 132V131H66ZM71 132V131H70ZM135 132V133H134ZM167 132V131H166ZM178 132V133H177ZM182 134H180V133ZM213 132H215V133H213ZM19 133V134H18ZM34 133V132H33ZM46 133V132H45ZM84 133V132H83ZM127 133V134H126ZM144 134V135H142L143 136V139H144V142H143V144H141V146H140V148L139 149H141V152L137 155V151H139V149L135 152V153H132V154H135L134 156H136V157H134L132 154H131V152H133V151H130V150H128V151H130V153H128L127 152V156L129 157V158H133L134 157V159L135 158H138V159H135L136 161H135V163H137V160H139L138 162H140L141 163V165H140V163H137V166H135L134 164H130V165H125V167L123 166V167H121L120 166V163H122V162H120V161H124L126 158H128L126 155H125V151H122V152H118L119 154H117V156L118 157H114L112 160L110 159V161L108 160L109 158H106V159H104L106 162H104V160L102 161V159H100L101 161H99L98 160V158L97 159H94L95 161H96V165L98 166V162H99V168L96 166V167H92V165H90V167L88 168L89 170H86V171H83L84 172V174H83V172L78 168V171H76V174L78 175V172H79V175H80V173H81V175H80V177L82 176V175H87L88 176V178H87V180H86V182H83V181H85V180H82V181H80V182H75V183H70V185L68 184V182H66L65 180V182L63 181V179H62V181L60 182V181H58L59 183H58V185H57V182H56V184L54 185V186H48V184H47V186H44L43 187V178H45L46 176H48L49 175V173L51 172L52 173V171H51V169L52 170H55V172H56V170H58L59 169V164H57V163H59V162H57L58 160L57 159H59L57 156H59L60 158H61V156L63 155V157L65 156V155H67L68 156V152L70 151H73V152H71V153H73L74 154V150H76V148L78 149V150H81L82 151V149L81 148H83V147H85L84 149H86V145L88 146L89 144L88 143H91L92 144V146L91 145H89V146H91V147H93L94 146V148H95V150H104V149H106V146L108 145L109 147H110V145H113L114 143H117V142H119V143H122V141H124L126 138L127 139H129V136H130V138L132 137V135L134 136V134H136L134 137H142L141 136V134ZM217 133V134H216ZM236 133H237V131H236ZM75 134V135H74ZM128 134H130L129 136H128ZM140 134V135H139ZM151 135V137L149 136V135ZM176 134H178L179 136H177ZM219 134V135H218ZM247 134H249V133H247ZM254 134V135H253ZM18 135H20L19 137H18ZM23 135H25V136H31V135H28V134H23ZM80 135H81V137H80ZM157 135V136H156ZM171 135V134H170ZM169 135V136H170ZM187 137H186V136ZM192 135V134H191ZM213 135V136H212ZM239 135V134H238ZM245 135V134H244ZM251 135L254 137V136H258V137H255V139H251L252 137H251ZM156 136V137H155ZM184 136V137H183ZM246 136V137H247ZM2 136H0V138H1ZM3 137H4V135H3ZM149 139H148V138ZM154 137V138H153ZM175 137V138H174ZM179 137V138H178ZM189 137V138H188ZM191 137V138H190ZM5 138V137H4ZM24 138V137H23ZM33 138H36V137H33L32 136V138L31 137H26V138H24V139H20V144L19 143H17V144H19V148H20V150L22 151V147L23 148H25V145L26 146H28V145H30V144H32V141H33ZM82 138V139H81ZM155 138L157 139L156 141H155ZM164 138V137H163ZM171 138V137H170ZM186 138V139H185ZM238 138H239V136H238ZM259 138V140H257ZM260 138H261V140H260ZM40 139V138H39ZM126 139V140H127ZM145 139H147L146 141H148V142H146L145 141ZM151 139V140H150ZM188 139H191L190 140V142H191V144H190V142L188 141ZM193 139V140H192ZM197 139H198V141H197ZM2 140V139H1ZM17 140H15V141H17ZM32 140V141H31ZM42 140V139H41ZM84 140H86V141H84ZM161 140V139H160ZM174 140V141H175ZM209 140V139H208ZM205 141V142H211V141ZM229 140H230V142H229ZM31 141V142H30ZM82 141V142H81ZM198 142V143H194V142ZM236 141V140H235ZM243 141V140H242ZM252 141H251V143H252ZM42 142H43V140H42ZM85 142V143H84ZM178 142V141H177ZM188 142H189V144L191 145H188V146H186L187 144H188ZM260 142V143H259ZM48 143H49V145H48ZM51 143V144H50ZM146 143V144H145ZM184 143V142H183ZM216 143V144H215ZM227 143L225 144V146L223 147V148H225L226 147V145H227ZM236 143V142H235ZM24 145V146H22V145ZM110 144V145H109ZM145 144V146H144V148H143V145ZM159 144V145H158ZM160 144H161V146H160ZM202 144V143H201ZM204 144H209V143H204ZM210 144H212V142L210 143ZM209 144V145H210ZM59 145V146H58ZM76 146V145H78V146H76V147H74V146ZM213 145V144H212ZM219 145H217V146H219ZM235 145V144H234ZM252 145H253V143H252ZM255 145V144H254ZM253 145V147L252 148H254V149H252L251 148V151L253 152L254 150H255V146ZM2 146V145H1ZM31 146H33V145H31ZM46 146H48V147H46ZM70 146H73V148L72 149H70L69 150V148H71ZM88 146V147H89ZM107 146V147H108ZM158 147V149H157V147ZM228 146V145H227ZM44 147H46V149L44 148ZM50 147H51V149H50ZM55 147V148H54ZM80 147V148H79ZM105 147V148H104ZM117 147V146H116ZM126 147V146H125ZM143 149H142V148ZM164 149V148H167V149H164L163 151H161L162 150V148ZM249 147V146H248ZM90 148V147H89ZM154 148H156L155 150L156 151H159L158 153H156V151H151V152H149L150 150H152V149H154ZM161 148V149H160ZM171 148V147H170ZM183 148H186V149H184L183 151H182V149ZM196 148V151L194 150ZM232 148V147H231ZM264 148V147H263ZM262 148V151H261V149H257L259 152H256L257 150H255V153H263L264 152V149ZM32 149V148H31ZM31 149H30V151H31ZM38 149V150H37ZM83 149V150H84ZM213 149V148H212ZM250 149V148H249ZM2 150H0V151H2ZM26 150V149H25ZM94 150V149H93ZM225 150V149H224ZM240 150L241 149H232V152H231V150L228 148V150H227V154H228V163H227V167H228V169H227V171H228V174L230 175V173H229V171L231 172V170H232V172L231 173H236L237 171H238V169H239V171L241 172V168H246V166L244 165V164H242V162H240V159H241V154H243V153H241L240 152ZM21 151H20V153H21ZM67 151V152H66ZM77 151V150H76ZM81 151H79V152H81ZM166 151H168V152H173V154L170 156V154L171 153H168L167 155H165V156H163L164 155V153ZM210 151V150H209ZM213 151V150H212ZM241 153H239V152ZM247 151V152H246ZM246 151H244V155H248V160L249 159H255V157L257 158L258 156H257V154L255 155L254 153H251L250 151L248 152V150H246ZM69 152V153H70ZM84 152V151H83ZM103 152V151H102ZM155 153L156 154V156H155V154L153 155V156H151L152 154H150V153ZM160 152H162L161 154H160ZM164 152V153H163ZM178 152H179V154H178ZM193 152H195V153H199L198 155L199 156H204L205 155V157L204 158H202V160H201V158L200 159H198L199 158V156L196 158L195 156H197V155H195L194 156V154L195 153H193ZM223 152V151H222ZM229 152V153H228ZM70 153V154H71ZM108 153V152H107ZM123 154V155H125V158H124V156L122 155V157H120L119 155L120 154ZM167 153V152H166ZM216 153V155H217V157H219L221 154H218V153H220V152H218V150H217V152H215ZM226 153V152H225ZM30 154V153H29ZM65 154V155H64ZM116 154H114V156H116ZM129 154H131V155H129ZM163 154V155H162ZM175 154V155H174ZM252 154H254V155H252ZM264 154V153H263ZM26 155V154H25ZM76 155V154H75ZM74 155V156H75ZM83 155V156H82ZM158 155H162L160 158H159V156ZM169 155V156H168ZM213 155H215V154H213ZM215 155V156H216ZM250 155H252V158H251V156ZM9 156H10V159H9ZM84 156H85V159H86V155L84 154V153H82L81 154V160H84L83 158H84ZM96 156V155H95ZM138 156V157H137ZM169 157V159L167 160L166 158H168ZM192 156H194V157H192ZM215 156H214V159H215ZM241 156V157H240ZM79 157V156H78ZM164 157V158H163ZM166 157V158H165ZM238 157H240V159L238 158ZM260 157H262L263 158V156L261 155H259V157L258 158H260ZM28 158V157H27ZM73 158V157H72ZM123 160H122V159ZM161 158L163 159V160H165V161H167V162H165V161H163V167H162V172L158 175V172L157 171H154L153 172V168H152V163H153V161H155V165H156V163H157V161L159 160H161ZM184 158H186V159H184ZM211 158V159H210ZM221 158V157H220ZM232 160H231V159ZM24 159V158H23ZM158 159V160H157ZM182 159V160H181ZM196 159H198V160H196ZM210 159V160H209ZM226 159V158H225ZM235 159V160H234ZM236 159H238V160H236ZM55 160H56V162H55ZM93 160V161H94ZM221 161L223 160V159H220ZM242 160V159H241ZM256 160V159H255ZM263 160V161H262ZM12 161H14V162H12ZM78 161V160H77ZM92 161V162H93ZM94 161V162H95ZM162 161L160 162L161 164H162ZM198 161H200V162H198ZM230 161V162H229ZM233 161H237V163H236V165L239 163V165H240V167H239V165H237V167H234L235 166V162L233 163ZM70 162V161H69ZM90 162V161H89ZM91 162V163H92ZM93 162V163H94ZM100 162H104V163H101L100 164ZM120 162V163H119ZM125 162H127V161H125ZM132 162V161H131ZM198 162V163H197ZM252 162H254V161H252ZM263 162V163H262ZM118 163V164H117ZM159 163V162H158ZM164 163H165V165H164ZM185 163V162H184ZM221 163V162H220ZM241 163V164H240ZM30 164H31V167L33 166L34 167V171H37L36 173L35 172H32L31 173V175L32 176H30V175H28L27 176V179H25V177H26V175H25V173H24V171H23V174H22V170H25L27 167H28V165H29V167H30ZM33 164V165H32ZM37 164H39V166L37 165ZM115 164H117V166L115 165ZM140 166H139V165ZM172 164L174 165V166H172ZM231 164V165H230ZM252 164H254V163H252ZM34 165H36V166H34ZM45 166V167H41V166ZM94 166H95V164H93ZM102 165V166H101ZM114 167L115 166V168H114V170H113V168L111 167ZM193 165V164H192ZM191 165V166H192ZM64 166V165H63ZM81 166V165H80ZM85 166V165H84ZM104 166H105V168L106 169H108L109 167H111V169H108L107 171L108 172H106V169H105V171H104ZM107 166H108V168H107ZM127 166V167H126ZM165 166V167H164ZM168 168H167V167ZM171 166H172V168H171ZM26 167V168H25ZM39 167H41V169L42 170H40V168ZM48 168V171H50V172H48V171H46L47 170V168ZM175 167V168H174ZM222 167V166H221ZM36 168H39L38 170L36 169ZM44 168V169H43ZM77 168V167H76ZM116 168H118V169H116ZM123 168V169H122ZM155 168V167H154ZM164 168H166V172H165V170H164ZM171 168V169H170ZM198 168L197 169H195V171H198ZM229 168H230V170H229ZM235 168H237V169H235ZM250 168V167H249ZM86 169H87V166H86ZM99 169H102L103 171H101V170H99ZM119 169H120V171H119ZM161 169V168H160ZM199 169V170H200ZM29 170V169H28ZM118 170V171H117ZM152 172H151V171ZM170 170H173L174 172H175V174L176 175H174V172L173 171H170ZM219 170V169H218ZM235 170H236V172H235ZM247 170V169H246ZM39 171V172H38ZM41 171V172H40ZM42 171L44 172L43 174H42ZM75 171V170H74ZM74 171H72V176H77L75 173H74ZM88 171V172H87ZM100 171H101V173L102 172H105L104 174L102 173V175H101V173H100ZM177 171H178V174H177ZM179 171L181 172V174L179 173ZM193 171V170H192ZM225 171V172H224ZM223 171V173H225L226 174V167H225V170ZM46 172V173H45ZM85 172H86V174H85ZM165 172V173H164ZM246 172V171H245ZM14 173H16L15 175H19V176H21L22 177V181H27L28 183H27V185H25L24 183H26V182H22L23 183V185H25V186H23V188H21V189H19L20 187H22V184H20V185H17V186H12L13 188H17V190H16V188H15V190L17 191L16 193H13V194H11L12 195V197L11 198H8V196H5V195H3L2 193L4 192V191H7L6 189H8L10 186V184L8 185V183H6L7 182V180H5V178L7 179V177H5V176H9V174H11V175H13ZM64 172H62V174H63ZM134 174V175H132V174ZM218 173V172H217ZM222 173V172H221ZM61 174V175H62ZM67 174H69V173H67ZM66 174V175H67ZM90 175V177H89V175ZM131 174V175H130ZM166 174V175H165ZM211 174V173H210ZM51 175V177H52V175L53 174H50ZM60 175V174H59ZM64 175V174H63ZM78 175V176H79ZM128 175H130V176H132V178L130 177H128V178H126ZM136 175H137V177L139 176V177H143V176H147V177H145V178H147L148 179V181H147V179H146V181L147 182H145L144 184H141L140 185V183H136V186H134V184L133 183H131V180H133V178L134 177H136ZM201 175H202V173H201ZM30 176V177H29ZM45 176V177H44ZM77 176V177H78ZM185 179H188L189 177H191L190 179H188V180H184L182 177ZM215 176H218V180H222V178H224V174H222V175H220V174H218V175H215ZM220 176V177H219ZM5 177V178H4ZM29 177V178H28ZM49 177V179L48 178H45L44 180H50V179H53V177H54V175H53V177L51 178L50 176H48ZM64 177V176H63ZM68 177V176H67ZM199 179H197V178ZM42 178V179H41ZM61 178V177H60ZM144 178V177H143ZM157 178V177H156ZM167 178V179H168ZM215 178V177H214ZM220 178V179H219ZM239 178H241V177H239ZM258 178V179H257ZM9 179V178H8ZM70 179V178H69ZM149 179H150V181H149ZM257 179V180H256ZM38 180H40V181H38ZM42 180V181H41ZM127 180V181H126ZM204 180V179H203ZM212 180H213V178H212ZM218 180H217V183H218ZM220 180V181H221ZM236 180V179H235ZM13 181V180H12ZM140 181V180H139ZM201 181V180H200ZM215 181V180H214ZM212 182V183H214L215 184V182ZM229 181H230V179H229ZM242 181V180H241ZM40 182H42V183H40ZM54 182V181H53ZM63 182L65 183V184H63ZM83 182V183H82ZM128 182V183H127ZM157 182V181H156ZM166 182V181H165ZM197 182H198V184H197ZM232 182V181H231ZM243 182V181H242ZM79 183V184H78ZM130 183V184H129ZM148 183V184H147ZM152 183V182H151ZM216 183V184H217ZM39 184V185H38ZM68 184V185H67ZM105 184V186H102V185H104ZM139 184V185H138ZM205 184V183H204ZM40 185L42 186V187H40ZM138 185V186H137ZM143 185H146V186H143ZM148 185V186H147ZM195 185V186H196ZM9 186V187H8ZM108 188V190L106 191V190H103V188ZM109 186V187H108ZM140 186V187H139ZM143 186V187H142ZM152 186V185H151ZM199 186V185H198ZM216 186H218V184L216 185ZM226 186H229V187H227L226 188ZM233 187V188H235V189H231V187ZM247 186V187H246ZM24 187H26V188H24ZM45 187H46V189H45ZM57 189H56V188ZM162 187V186H161ZM171 187H172V189L174 190V191H170V193L172 192V195L169 193V189L171 190ZM178 187H182V188H179V189H177L176 190V188H178ZM211 190L213 189V191H215V189H218V187H215V185H211ZM213 187H215V189L213 188ZM241 189H240V188ZM51 189L50 191L51 192H54V189H55V193L56 194H50V192L48 191V189ZM54 188V189H53ZM206 188H208V187H206ZM222 188H220L219 187V189H220V191H224V190H222ZM240 190H242V189H244L245 190V192L247 191V192H249V193H247V194H245V192L244 191H240L239 192V189ZM250 188V189H249ZM162 189H164V190H162ZM168 189V190H167ZM190 189V188H189ZM218 189V190H219ZM246 189H249V190H246ZM254 189V190H253ZM255 189H257V190H255ZM20 190V191H19ZM53 190V191H52ZM176 190V191H175ZM181 192H180V191ZM259 190H261V191H259ZM263 190V191H262ZM142 191V192H141ZM251 191H252V193H251ZM12 192V191H11ZM141 192V193H140ZM160 192V193H159ZM173 192H174V194L176 193V192H178L177 194H175L176 195V197H174V194H173ZM186 192V191H185ZM216 192V191H215ZM242 192H244V194H242ZM255 192V193H254ZM19 193H21V197L19 198ZM58 193V194H57ZM165 193V194H164ZM187 193V192H186ZM210 193V192H209ZM18 194V195H17ZM48 194H50V195H56L57 197L58 196H60L59 198H61L60 200L61 201H59V202H57L56 203V205H54V207H53V211L51 210L50 212H51V214L52 213H54V210H55V212L57 213V211L58 212H60L59 210H62V213H60V219L59 218H57V221H53V220H55V219H53V220H51V222H50V220L49 221H47V218L46 217H48V216H50V215H48L47 216V214L49 213L47 210V208L46 209H44L43 208V205H42V202L44 203L45 202V197L48 195ZM169 194V195H168ZM241 194H242V197H243V195L245 196H247L246 198L248 199V194H254L252 197L251 196H249V197H251V198H249L248 200L245 198V197H243V198H245V200H243V198L241 197ZM264 194V193H263ZM10 195V196H11ZM14 195H15V198L16 199H12V198H14ZM143 195V194H142ZM145 195V194H144ZM171 195V196H170ZM9 196V197H10ZM118 196V197H117ZM167 196V197H166ZM180 196V200L181 201H176L175 199H177L178 200V197ZM184 196V197H183ZM199 196V195H198ZM255 196V197H256ZM118 199H117V198ZM141 197V196H140ZM163 197V198H162ZM181 197H182V199H181ZM187 197V196H186ZM194 197V196H193ZM202 197V196H201ZM18 198V199H17ZM44 198V199H43ZM47 198V197H46ZM122 198V199H121ZM188 198V197H187ZM211 198H213V199H211ZM44 200V201H42V200ZM47 199H49V196H48V198ZM101 199V201L99 202V200ZM121 200L120 202H115L114 200ZM175 200V201H173V200ZM190 199V198H189ZM203 198H201V200H202ZM243 200V201H241V203H239L240 201L239 200ZM137 200V199H136ZM182 200H184V201H182ZM206 200V199H205ZM218 200V201H217ZM42 201V202H41ZM48 201V200H47ZM57 201V200H56ZM211 201V202H212ZM219 201H221L220 203H222L221 205H222V207H221V205H220V203H219V206L217 205L218 204V202ZM224 201V202H223ZM225 201H227V202H225ZM247 202V203H245V202ZM111 202V203H112ZM115 202V203H114ZM167 202H169V201H167ZM166 202V203H167ZM173 202H180L179 204L178 203H174L173 204V206H171L172 205V203ZM184 202V203H183ZM204 202H206V201H204ZM236 202V203H235ZM242 202H244L243 204H242ZM48 203H49V201H48ZM103 203V202H102ZM225 203V204H224ZM230 203V204H229ZM234 203L235 204H237L236 205V207H235V205H234ZM239 203V204H238ZM50 204V203H49ZM182 204H183V206H182ZM186 204V205H185ZM209 204V203H208ZM213 204V205H214ZM228 204V205H227ZM260 204V203H259ZM102 205V204H101ZM108 205V204H107ZM164 205H165V203H164ZM196 205V206H195ZM249 205V204H248ZM100 206V205H99ZM109 206V205H108ZM133 206H134V204H133ZM171 206V207H170ZM201 206V205H200ZM217 206L218 207H220V208H217ZM225 206V207H224ZM51 207V208H52ZM145 207V206H144ZM156 210L157 209V211H155L153 208ZM156 207V208H155ZM158 207V208H157ZM163 207V206H162ZM143 208V207H142ZM152 208V209H151ZM197 208V209H196ZM215 208H216V210H215ZM201 209V210H200ZM244 209V208H243ZM154 210V212L155 213H151L152 214V216H151V214H150V212H152ZM159 210V211H158ZM204 210V209H203ZM13 212L12 214H10V212ZM21 211H24L25 213H26V211L28 212L27 214H25V216H23V217H21V218H16V217H12V215L14 214V212H21ZM45 211H47L46 213H43V212H45ZM88 211V210H87ZM86 211V212H87ZM103 211V210H102ZM108 211V210H107ZM163 211V212H162ZM217 211V212H218ZM256 211V210H255ZM110 212V211H109ZM113 212V211H112ZM137 212V211H136ZM159 212H162V213H159ZM225 212V213H224ZM229 214H228V213ZM251 212V211H250ZM40 213H43L44 214V217L45 218H43V217H41L42 218V221H41V219L39 218V216L40 215H43V214H40ZM83 213V212H82ZM107 213V212H106ZM114 213V212H113ZM115 213V215L117 216V214ZM227 213V214H226ZM40 214V215H39ZM46 214V215H45ZM50 214V213H49ZM94 214V213H93ZM124 214V213H123ZM161 214L163 215V217L161 216ZM169 214V215H168ZM219 214V213H218ZM225 214V215H224ZM263 214V213H262ZM8 215V216H7ZM10 215V216H9ZM58 215V214H57ZM107 215V214H106ZM114 215V216H115ZM131 215V214H130ZM133 215H134V213H133ZM143 215V214H142ZM234 215V214H233ZM90 216V215H89ZM117 216V217H118ZM121 216V215H120ZM132 216V215H131ZM151 216V217H150ZM53 217V216H52ZM78 217V218H77ZM108 217V216H107ZM128 217V216H127ZM80 218V219H79ZM83 218V219H82ZM102 218V217H101ZM110 218V217H109ZM123 218V217H122ZM138 218H141V220H140V223H138L139 222V220H138ZM146 218V217H145ZM161 218V219H160ZM208 218H209V216H208ZM39 219V220H38ZM44 219V220H43ZM45 219H46V221H45ZM48 219H51V217H48ZM106 219V218H105ZM131 219V220H130ZM224 219V218H223ZM231 219V218H230ZM101 220V219H100ZM38 221V222H37ZM41 221V223L39 224V222ZM53 221V222H52ZM103 221H104V223H103ZM217 221V220H216ZM71 222H73V223H71ZM205 222V221H204ZM220 222V221H219ZM49 223H50V226H52V229H53V227H54V230H55V232L53 233V231L51 230V228L49 229V230H47V229H45L46 227H48V225H49ZM108 223V224H107ZM138 223V224H137ZM145 223V222H144ZM197 223V222H196ZM199 223H201V222H199ZM224 223V222H223ZM225 223H226V221H225ZM237 223V222H236ZM35 224H39L38 226V228H40L41 229V227H44V228H42L41 230L43 231L42 233H44V235L43 236H45V234H46V232H48V234H46V235H48L49 236V240L48 241H51L52 243L50 244L49 242L47 243V244H43V245H45V246H42V243H39V245L34 241V243H29V244H27V243H25V241H24V239L23 238H25V236L26 235H29L28 234V231L30 230V228L32 227V226H34ZM67 224H70V228H69V225H67ZM101 224V225H100ZM107 224V225H106ZM162 224L163 226H160V225ZM170 224V225H169ZM193 224V223H192ZM105 225V226H104ZM166 225V226H167ZM199 225V224H198ZM203 225V224H202ZM220 225H221V222H220ZM224 225V224H223ZM27 226H28V228H27ZM31 226V227H30ZM100 226H104L103 228H100ZM171 226H174V227H171ZM233 226V225H232ZM260 226V225H259ZM89 227V226H88ZM138 228V231H140V232H138L137 231V228ZM176 227H177V229H176ZM197 227H199V226H197ZM24 228H26V229H28V230H26V229H24ZM56 228V229H55ZM87 228V227H86ZM96 228V227H95ZM144 228V227H143ZM0 229V230H1ZM3 229H2V231H3ZM162 229V230H161ZM173 229H176V230H173ZM192 229V228H191ZM190 229V230H191ZM6 230V231H5ZM51 230V233L49 234V231ZM68 230V231H67ZM142 230V229H141ZM180 230V232H178ZM199 230V229H198ZM26 231H27V233H26ZM65 231V232H64ZM74 231H76V230H74ZM87 231V230H86ZM192 231H193V229H192ZM30 232V231H29ZM39 232V231H38ZM71 232V231H70ZM99 232V233H98ZM183 232V233H182ZM199 232V231H198ZM225 232H226V230H225ZM257 232V231H256ZM34 233V232H33ZM61 233H63V235L61 234ZM84 233H85V231H84ZM205 233V232H204ZM247 233V232H246ZM55 234V235H54ZM73 234V233H72ZM93 234V235H92ZM169 234H170V232H169ZM199 234V233H198ZM50 235L51 236H53V237H50ZM61 235V236H60ZM71 235V234H70ZM81 235H85V236H81ZM163 235V234H162ZM195 236H196V234H194ZM238 235V234H237ZM237 235H235V236H237ZM65 236V235H64ZM194 236V237H195ZM246 236V235H245ZM27 237V236H26ZM45 237H47V236H45ZM174 237V236H173ZM189 237V236H188ZM198 237V236H197ZM52 238V239H51ZM60 238V239H59ZM168 238V237H167ZM221 238V237H220ZM6 239V240H5ZM40 239V238H39ZM42 239V238H41ZM63 241H62V240ZM68 239V238H67ZM161 239V238H160ZM178 239V238H177ZM185 239V238H184ZM199 239V238H198ZM225 238H223V239H219V240H217L216 241V243H217V245H219L220 247H222V246H225V245H227L228 243L226 242V239L224 240ZM46 240V239H45ZM61 240V241H60ZM162 240V239H161ZM167 240V239H166ZM1 241H2V243H1ZM37 241V240H36ZM143 241V240H142ZM169 241V240H168ZM176 241V240H175ZM200 241V240H199ZM33 242V241H32ZM64 243V245H61V244H59V243ZM71 242V243H70ZM174 242V241H173ZM192 242V241H191ZM238 243V242H237ZM49 244V245H48ZM186 244V243H185ZM41 245V246H40ZM136 245V244H135ZM164 245V244H163ZM233 245V244H232ZM166 246V245H165ZM178 246V245H177ZM183 246V245H182ZM262 246V245H261ZM133 248H135V247H133ZM159 248V247H158ZM212 248V247H211ZM170 249V248H169ZM180 249V248H179ZM189 249V248H188ZM225 249V248H224ZM156 250V249H155ZM28 251V252H27ZM141 251V250H140ZM157 251V250H156ZM164 251V250H163ZM168 251V250H167ZM166 250H165V252L166 253H168V254H166L165 252H164V254H161L160 256H159V258L157 259H155V261L154 260H152V261H150L149 260V264H151V263H153V264H155V262H156V264H160V263H157V262H161V260H162V257L164 258V260L165 261H167V260H169V258L170 257H168V255L170 256V253L169 252H167ZM182 251V250H181ZM221 251V250H220ZM219 251V252H220ZM116 252V253H115ZM127 252H128V250H127ZM126 252V253H127ZM178 252H179V250H178ZM183 252V251H182ZM242 252H244V251H242ZM252 252V251H251ZM86 253H88V254H86ZM90 253L93 255V256H91L90 255ZM130 253V252H129ZM172 253V252H171ZM260 253H262V251H259V254L258 253H256V255H259V256H262V257H259L261 260H260V262L261 263H258V264H264V254L262 253V255L260 254ZM4 254V255H3ZM86 254V255H85ZM137 254V253H136ZM181 254H183V253H181ZM189 254H191V253H189ZM224 254V253H223ZM244 254L245 253H242V256H244ZM251 254V253H250ZM2 255V256H1ZM6 255V256H5ZM88 255V259L90 258L91 260H89V261H87L88 259L86 258V256ZM102 255H103V257H102ZM105 255V256H104ZM109 255V256H108ZM123 255V254H122ZM213 255V254H212ZM221 255V254H220ZM220 255H215V257H217V258H213V256L212 257H210V259H212L215 263L216 262H218L217 264H223V262L224 263H226V264H228V261L230 262V260H227V262H226V260H225V257L223 256V257H220ZM247 254H245V256H246ZM91 256V257H90ZM148 256V255H147ZM174 256H175V254H174ZM185 256V255H184ZM222 256V255H221ZM226 256V255H225ZM248 256V255H247ZM253 256H255V255H251L250 257H249V260L250 261H254V259H256L257 257H253ZM4 257V259H2ZM60 257V258H59ZM94 257H95V259H94ZM97 257H99V258H97ZM177 257V256H176ZM253 257V258H252ZM82 258H83V260H82ZM85 258H86V260H85ZM96 258L98 259V261L100 262H98L97 260H96ZM126 258V257H125ZM144 258H146V257H144ZM148 258V257H147ZM150 258V257H149ZM237 258V257H236ZM129 259V258H128ZM214 259H216V260H218V261H215ZM245 258H243L242 257V259H240V263H238L237 261L238 260H234L233 262H232V260H231V262L229 263V264H244V262H245V264H248V262H250V261H248V262H246L247 260H248V258H246L245 259V261H243ZM139 260V259H138ZM157 260H159V261H157ZM163 260V261H164ZM172 260H173V258H172ZM82 261V262H81ZM87 261V262H86ZM137 261V260H136ZM148 261V260H147ZM165 261H164V263H165ZM178 261V260H177ZM205 261V262H204ZM203 261V263H201V264H214V262L213 261H210L209 260V257H208V259L207 260H204ZM242 261H243V263H242ZM256 261V260H255ZM257 261H259V259H257ZM257 261L256 262H253L254 264L256 263L257 264ZM57 262V261H56ZM212 262V263H211ZM58 263V262H57ZM131 263H133V262H131ZM138 263V262H137ZM163 263V262H162ZM252 263V262H251ZM252 263V264H253ZM112 264V263H111ZM148 264V263H147ZM175 264V263H174Z\"/></svg>", "mask_w": 264, "mask_h": 264}, {"label": "rangeland", "instance_id": "2", "mask_svg": "<svg viewBox=\"0 0 264 264\" xmlns=\"http://www.w3.org/2000/svg\"><path fill=\"white\" fill-rule=\"evenodd\" d=\"M25 1L26 0H10L9 2H7V3H4V4H1L0 5V20L1 19H12L13 20V18H16V17H19V16H17L19 13H21L20 11H22V12H25V11H23V10H21L25 5L24 4H26L25 3ZM59 1L60 0H30L29 2H30V6H29V3L27 4L28 6H27V8L28 7H30L29 9L31 10V12L32 13H34V12H36V9H38L39 8V6H40V8H41V6L42 5H44L43 7H45V11H46V8H54V6H57V4L59 3ZM63 0H61V2H62ZM65 1H67V0H65ZM79 1V0H78ZM88 1L89 0H80L79 2H80V4L81 5H83V4H85V3H88ZM147 1V0H146ZM223 0H194V1H190V0H176L175 2H171V4H169V5H167L166 7H164V8H158V10L155 8V10H153V12H152V9H147L148 7H147V4L149 3V1L147 2V3H145V4H142V3H144V2H141L140 4H139V7H137V8H140V9H137V8H134L133 9V12H132V10L130 11V13H129V17L128 16H125V24L127 23L128 25L129 24H131V26L132 27H135V28H133V30H134V32L132 31V33H128V34H123V36L122 37H120V38H117V40L115 39H113L112 40V38H107L105 41L104 40H101V41H99L98 42V44H94V46H93V48H91L90 50H91V52H92V54H90V55H87V56H85V57H83V55H82V53L83 52H80L81 54H78V52H70V53H67V54H69V55H67L66 54V58H65V56L63 55V57H61L60 55L58 56V57H54L52 60H49L48 62H47V64L48 65H45L43 68L41 67V68H35L31 63H34L33 61V57H34V53H35V51H34V53H33V51H31V50H29V52L28 53H30V54H28L27 52H25V53H27V54H25V56L26 57H28V59H31V58H33L32 59V62L31 61H29V63H28V65H27V63H26V66H28V67H26L25 66V64H23V62L24 61H26L27 59H25V60H20V58H18L19 60H20V63L22 62V64H23V68L21 67V70L19 69H17V71L18 72H16V70L14 71V72H16L15 74L14 73H8V72H6L7 73V75H6V73L4 72V74H2V75H0V85H5L6 86V84H8L7 82H9V80H11V79H15V78H20V77H22V78H27V77H32L33 78V75L36 77V75L34 74V73H37V74H41V73H43V74H41V75H46L47 73H48V71L49 70H51L54 66H58L59 67V65H66V64H68V60L70 61V60H73V61H70L69 63H71V62H73L74 63V61H75V63L77 62V60H81L82 59V63L84 64V63H88V64H86L87 66H85V64H84V66L85 67H89V71H93L92 73H96V72H94V70H96L98 67H106V66H112V65H114L113 67H115V65L116 64H118V62H121L120 60H122V58L125 60V59H129V57H132V60H133V58L134 57H137L138 58V56H140L141 57V54H143L144 52L146 53V52H148L147 50H149V48H151L152 47V49L153 50H155V52H157V54H156V56L154 57V59L152 58V56H151V58L153 59L152 60V62L151 63H153L154 62V65L153 64H151V66L152 67H154V68H156L155 67V64L157 65V66H159V63H160V61L159 60H162L163 61V59L166 61V56L168 55L169 56V53L166 55V56H162V53H163V50H164V47H162V44H165L164 43V41L166 40V41H169V38H170V40H171V37H172V35H174V32L176 33V32H178V35H181V37L179 36V38L181 39H179L178 38V40L177 41H179L180 40V42L183 44V45H191L192 46V39L194 38V37H196V34H197V31H198V29L200 30V28H201V23L203 22V25L204 24H206V21L207 20H205V22L204 21H202L203 20V18L206 16L207 17V19L209 20L208 22H207V24H209V22L210 23H212V25H211V27L209 26V25H207L208 27H210V28H212V26L214 25L215 26V28H216V26H218V25H215V23L217 22V18H220V16H218L217 17V15H219L218 14V10L221 12V9L220 8H222V10H223V7H229V5L231 4L232 6H235L236 4H238L237 2L238 1H243L244 2V0H237V2H235L234 0L232 1V0H224L223 2H222ZM227 1V2H226ZM234 2V3H232V2ZM246 1V0H245ZM251 1V0H250ZM34 2H36V3H34ZM56 2V3H55ZM59 3V4H61V6H62V3ZM68 2V1H67ZM207 2H211L212 4H213V7H211V8H209V10L205 7V4L207 3ZM243 2L242 3H240V4H242L243 5ZM248 2V1H247ZM252 2V1H251ZM253 2H255V1H253ZM258 2V4H259V8L257 7V3ZM256 3H252V5H254L255 7L253 8V6H249V5H251V3L247 6V3H246V5L243 7V9L242 10H239V12L241 13H237L236 15H238V19L239 20H237V18L235 17V15H234V19L235 20H237L238 21V23L241 21L242 23H244V25H245V21L246 20H248L249 18V14L251 13L250 12V8H252V9H254V10H251V11H253V13H255L256 12V14H257V11H259V12H261L260 14L258 13V15L256 16V14H254L255 15V17H253V20L256 22V20H258V22L261 20V19H259L258 17L260 16L262 19L264 18L263 16H264V2H259V1H257ZM9 3H11V4H9ZM65 3V2H64ZM63 3V4H64ZM202 3H204V4H202ZM6 4H8V5H6ZM67 4V3H66ZM65 4V5H66ZM79 3H78V5H80ZM234 4V5H233ZM78 6V7H83V6ZM144 5V6H143ZM148 5H150V3L148 4ZM195 5V6H194ZM201 5V6H200ZM230 5V7H232ZM7 6V7H6ZM21 6V7H20ZM141 6H143V8L141 7ZM174 6V7H173ZM77 7V6H76ZM84 7L86 8V4L84 5ZM204 7L206 8V9H204ZM250 7V8H249ZM258 9H257V8ZM4 8V9H3ZM39 8V10L38 11H40L41 10V12H43L42 11V9H40ZM52 8V9H53ZM56 8V7H55ZM85 8H81V10L80 11H82L83 12V10L85 9ZM217 8V9H216ZM256 8V9H255ZM263 10H261V9ZM154 9V8H153ZM214 9V10H213ZM25 10H27V9H25ZM33 10V11H32ZM35 10V11H34ZM49 10V9H48ZM75 10V9H74ZM76 10H77V8H76ZM78 10H79V8H78ZM139 10V11H138ZM147 10H149V12L151 11L152 13L151 14H149V13H147ZM193 10V11H192ZM206 10H207V12H206ZM256 10V11H255ZM27 11H29V10H27ZM37 11V12H38ZM50 11V10H49ZM79 11V12H80ZM164 11V12H163ZM197 11V12H196ZM36 12V13H37ZM75 12V11H74ZM77 13H75V14H78V11H76ZM81 12V13H82ZM132 12V13H131ZM203 12V13H202ZM212 12V13H211ZM219 12V13H220ZM243 12V13H242ZM263 12V13H262ZM29 13V12H28ZM30 14L31 16L33 15H35L36 13H34V14ZM134 13V14H133ZM162 13V14H161ZM198 13V14H197ZM245 13V14H244ZM24 14H26V17L27 16H29V15H27V13H24ZM23 14V16H25ZM131 14V15H130ZM148 14L150 15V16H152V19H151V17L148 19ZM217 14V15H216ZM263 16H262V15ZM21 15V14H20ZM144 15V16H143ZM203 15V16H202ZM244 15V17H242ZM16 16V17H15ZM22 16V15H21ZM31 16H29V17H31ZM197 16V17H196ZM215 16V17H214ZM223 16V15H222ZM221 16V17H222ZM241 16V17H240ZM147 17V18H146ZM156 17V18H155ZM199 17V18H198ZM217 17V18H216ZM226 17V16H225ZM230 17V16H229ZM24 18V17H23ZM23 18H21V20L23 19ZM145 18L146 19H148L149 21L151 20V26H150V24H149V26L151 27H149V30H151L152 29V31H150L149 33H150V35L152 36L151 38H150V42L147 40V35H149V34H147L148 33V31H147V27L145 26V25H147L148 23H146L145 22ZM212 18V19H211ZM224 18V17H223ZM227 18V17H226ZM233 18V17H232ZM244 18V19H243ZM246 18V19H245ZM248 18V19H247ZM250 18H251V16H250ZM255 18V19H254ZM6 19V20H7ZM20 19V18H19ZM142 19V20H141ZM162 19V20H161ZM199 21H198V20ZM206 19V18H205ZM228 19V18H227ZM15 20V19H14ZM17 20V19H16ZM21 20H18V21H15V22H19V21H21ZM98 20V19H97ZM97 20H95V22L97 21ZM157 20V21H156ZM216 20V21H215ZM219 20H221V19H219ZM226 20V19H225ZM264 20V19H263ZM99 21V20H98ZM134 21V22H133ZM202 21V22H201ZM6 22H9V23H11V20L10 21H6ZM131 22V23H130ZM145 22V23H144ZM174 22V23H173ZM178 22V23H177ZM201 22V23H200ZM225 23H227L226 25H229V22L230 21H224ZM223 22V23H224ZM257 22V23H258ZM261 22V21H260ZM264 22V21H263ZM66 23V24H65ZM75 22H73V20L71 21V20H69V21H67V22H64L63 24H65L64 25V28L62 29V33H63V37H61V43L62 42H64L63 44H62V46L64 47L63 49H65V51L66 52H68V50L69 51H71V47L75 44H79V40H81V41H84V44H85V39L84 38H86L87 36H85V35H87V33L89 34V36L91 35V34H93V33H95L96 32V28H97V31L99 30L98 29V27H101V26H99L98 25V23H97V27L94 25V26H92V27H83V28H78L77 26H76V23L74 24ZM96 23H93V24H96ZM152 23H154V24H152ZM195 23V24H194ZM198 23V24H197ZM218 23H220V22H218ZM242 23H239V24H241V25H239V26H244ZM247 23H248V21H247ZM247 23H246V25H247ZM68 24H70V25H68ZM99 24H101L100 23V21H99ZM126 24V25H127ZM185 24H187V25H185ZM263 24V23H262ZM68 25V26H67ZM154 25H155V27H154ZM221 26H223L222 25V23L220 24ZM219 25V28L218 29H221L222 28V30H223V27H221ZM62 27H63V25H61ZM67 26V27H66ZM184 26V27H183ZM214 26H213V28H214ZM225 26V25H224ZM74 27V28H73ZM96 27V28H95ZM146 27V31H147V33L145 32V28ZM152 27H154V28H152ZM187 27V28H186ZM200 27V28H199ZM221 27V28H220ZM226 27H228V26H226ZM253 27V26H252ZM255 27V26H254ZM73 30H72V29ZM107 28H109V27H107L106 26V29ZM173 28V29H172ZM177 28V29H176ZM225 28V27H224ZM243 28V27H242ZM248 28L250 29L251 27H249L248 26ZM247 27L244 29V30H242V31H245V30H247L248 29ZM258 28V27H257ZM257 28H255L254 30H256V33H257ZM3 29H5V28H3ZM65 29V30H64ZM84 29V30H83ZM137 29V30H136ZM186 29V30H185ZM227 29V28H226ZM224 30V32L222 33L221 31V33L222 34H224V33H226V32H228L227 30ZM241 29V28H240ZM61 30V29H60ZM108 30V29H107ZM154 30V31H153ZM184 30V31H183ZM217 30V29H216ZM215 30V31H216ZM252 30V29H251ZM250 30V31H251ZM3 31V30H2ZM1 31V32H2ZM70 31H71V33H70ZM82 31V32H81ZM212 31H214V30H212ZM226 31V32H225ZM5 32V31H4ZM78 32H80V33H78ZM179 32H181V34H179ZM199 32V31H198ZM208 32V31H207ZM217 32L219 33V31L217 30ZM86 33V34H85ZM172 33V34H171ZM209 33H213V32H211L210 31V29H209ZM209 33H207L206 35H208ZM255 33V32H254ZM253 33V34H254ZM256 33H255V35H256ZM259 33V32H258ZM27 34V33H26ZM25 34V35H26ZM67 34V35H66ZM84 35L83 37H81L80 35ZM183 34H184V36H183ZM217 34V33H216ZM220 34V33H219ZM219 34H217L215 37H217L218 39H220L221 40V42H222V40H224L225 38H224V36H225V34L224 35H219ZM24 35V36H25ZM27 35H29V33L27 34ZM71 35V36H70ZM94 35H96V33L94 34ZM131 35V36H130ZM175 35H177V34H175ZM174 35V36H175ZM213 35V34H212ZM231 35V34H230ZM229 35V36H230ZM255 35H251V37L249 38V42L248 43H250L249 45L248 44H246V41H245V43H244V41H242L243 42V44H246V45H244V47H246L245 48V50H246V52H245V58L242 56L241 58H243V60L239 63V62H237V63H235L236 62V60H238V58H235V59H231V56L229 57V53H228V51H230V49H223L224 51H227V56L226 55H224V56H226L225 58H223L222 57V54H221V57H218V56H220V55H216V56H208V57H210V58H208L207 57V61H203V62H201L202 60H205L206 59V57H205V59H204V57H203V59H201V63L203 64V73H201L202 75L201 76H199V77H197V74L195 75L194 73L197 71V68L201 65V64H199L198 65V63H200V62H198L197 63V61H199V60H192V58L190 59L189 58V56L191 55V53H192V51L190 50V52L189 53H187L188 54V57H186V58H188V59H185L184 57H185V55H184V57L183 58H180V60H181V62H179V64H178V66H176L175 64V67L172 65V64H170L171 65V68H170V65H169V67L168 66H161V67H159L160 68V71L165 75V76H160L161 77V79L160 78H155V79H152L151 81H148V82H142V81H140V79H134V81H133V83H130V84H132V86L130 87L129 85H127V86H125L124 85V83L123 84H121V86H116V85H114V87L116 86L118 89H119V91H116L115 93H117L116 95H114V96H108L107 94L109 93H107V91H106V93L107 94H105V95H103L104 94V91L103 92H101V95H103V96H101L102 98L101 99H99V98H97V102H98V99H99V102L97 103V105L98 106H95V105H93V103H92V105L94 106V109L92 108V109H90V108H87L88 110H86V112H81V109H80V107H79V112H78V114L77 113H75V112H77L76 110L75 111H73L74 113H73V115H72V113L70 112V110H69V112H70V114H71V116L69 115V113L66 115V116H64L63 114H61V115H59L58 116V118H55L54 120H56V122H54L53 124H48V125H46V126H48V127H46L45 125H44V123L42 122V121H36V122H23V123H21V124H24V123H27L26 124V126L24 125V126H21V125H18V126H16V127H13L12 129H18L17 127H19V126H21L22 128L21 129H19L20 130V134H28V135H31V136H25V135H18V137L20 136V138H19V140H17V139H8L7 137H6V135L5 134H7L8 132H6V131H10V129H11V127L10 126H8V127H10V129H8L7 130V128H6V130L5 131H3L2 132V135H1V133H0V136H2L1 138H0V150H2V149H7V150H9V148L11 149V148H13V147H17L18 148V152L17 153H15L14 154V157L11 155V158H12V160L14 159V161L15 162H19L18 160H20V161H24V160H26V159H29V158H31V156H33V154L36 152V150H35V152L33 153L32 151H34L33 149H35V148H37L38 147V149L40 150L41 148H42V144L44 145V142L45 141H47V140H49L48 142H50V140L52 141L53 140V142H51V143H53L54 145L55 144H57V143H59L58 142V140L60 139V137L62 136H64V135H66V133H68L67 135H69V134H73V133H75L76 132V134H78L77 133V131L79 132L80 131V133L79 134H82V136H83V138H84V136H87V137H85L86 139H89L91 136H93V135H98L99 137L101 136V134L100 133H103L102 131L103 130H105V128L107 129L108 127L110 128H118V129H126V130H128V127H129V125H130V127H131V122H133L132 124H134V125H136L134 122L135 121H139V124L142 122V121H144V120H142V118H141V112H142V110L144 109V108H146V107H149L151 110V115H153V116H157V115H160V113H164L165 111H163L162 112V110L164 109V106H166V103L167 102H170V100H172V101H178V102H183V103H185V100H186V103H187V101H189V100H187L188 98L189 99H192V98H190L189 97V93L190 92H193L195 89H198V95L196 96V97H194V100H192V103L190 102V104L188 103V106L190 107L191 106V104L193 105V107H198V109L197 108H195V109H197V110H199L200 108V106H202V105H205L204 103H207V99L208 98H212V99H215L214 97H211L212 95L213 96H217L218 97V99L219 100H224V97L226 96V103H227V105H229L228 106V108L226 109V108H224V110H223V112L222 113H220V114H214L215 115V119L214 118H212L211 119V121L210 120H208V122H205V121H203V122H194L193 124H191L190 123V129H189V126H188V124L186 123V125H187V130H189L190 132L192 131V133H190V136H193V138L194 137H197L200 141H198V139H197V141L198 142H200V146H197V147H200L199 149H197V150H199L201 153H203V154H205L206 155V158L209 156H213V159H212V161L211 162H208V166H206V167H204V168H198V166H197V168H198V171H195V169H197V168H194L196 165V162H193V160L192 161H190V159H192L191 158V156L190 157H188L187 159H189V160H182V162L181 161H177V163H178V166L176 167V169H179L181 172H182V174H181V172L179 171V173L181 174V175H183V177H188V176H192V175H194V176H197V177H199V179L201 180H199L197 177V179L199 180V184H198V182H197V184L199 185H193V186H182L184 189H183V191H182V195H185V200L187 201V202H189L190 203V201H188V200H191L192 198H193V200H191V203H192V205L194 206V204H193V202H194V198H195V196L197 197V199L195 198V204L198 206L197 208H201L202 209V211H207L208 212V210L210 209H212L211 211L213 212V210H214V207H215V205L216 204H214L213 202H215V201H209V199L208 198H210V197H208L207 198V196H210V195H212V194H214V195H217V196H220V195H222L224 192H226L229 188H227V187H229V186H226V188H227V190L225 191L224 189V187H225V185L227 184H229V183H232V186L234 187V186H236L237 187V185H236V183H241V186H242V184L245 186V185H247L248 186V184L249 183H252L253 182V180L256 178V177H258V178H260L258 175L259 174H261V173H259L258 171H260L261 172V170H259V168H261V166H260V159H264V152L261 154V153H255V150H259V149H261V151H262V148L264 147V143H263V146L262 147H260V145H262V144H260L259 145V148H258V141H256L257 143H255L254 141L256 140L255 139V137H258L257 135L256 136H252L251 135V139H255L254 141H252V140H250V138H248V136L247 135H250V133H251V131H252V129L254 130L255 128L254 127H256V125L258 124L259 125V123L261 122L262 123V126H264L263 125V123L264 122H262V120L264 119V97L263 96H261V94H263V93H260L261 91H262V87H259L258 88V86H261V85H258L256 82H252L249 78V80H248V83H247V81L246 80H244L243 78L241 79V75H244V74H246V71H247V69L246 68H248L249 67V64L252 62V63H254V64H256L255 62H253L254 61V59H255V57L256 56H258V54L260 55L261 53H263L264 54V44H258L256 41H255V38H254V36ZM258 35V34H257ZM15 36V35H14ZM22 35H20V34H18V35H16L14 38H13V41H15L14 43L15 44H13V45H18L20 42L18 41V40H20V38H22V39H24L25 37L27 38V36H25V37H21ZM80 36V37H79ZM88 36V37H89ZM93 36V35H92ZM91 36V37H92ZM169 36V37H168ZM173 36V37H174ZM253 36V37H252ZM18 37V38H17ZM94 37V36H93ZM211 37H213V36H211ZM227 37H228V35H227ZM240 37V36H239ZM67 38V39H66ZM80 38V39H79ZM149 38V37H148ZM206 38H209V37H206ZM224 38V39H223ZM229 38V37H228ZM231 38V37H230ZM243 38V37H242ZM241 38V39H242ZM12 39V38H11ZM64 39H66V41L67 42H65V40ZM183 39V40H182ZM195 39V38H194ZM211 39V38H210ZM216 39V38H215ZM239 39V38H238ZM241 39L239 40V41H241ZM257 39V38H256ZM1 40V39H0ZM19 42V43H17V41ZM25 40V39H24ZM23 40V41H24ZM243 40H245V38H243ZM12 40H11V42H13ZM22 41V42H23ZM103 41V42H102ZM116 41V42H115ZM131 41V42H130ZM149 42V43H147V42ZM218 41V40H217ZM228 41H229V39H228ZM252 41V42H251ZM78 42V43H77ZM115 42V43H114ZM128 42V43H127ZM180 42L178 43V42H176L175 44H180ZM224 42H226V39H225V41ZM242 42H239L240 44H242ZM44 43H46V45L44 44ZM61 43H60V45H61ZM83 42H80V44H82ZM105 43V44H104ZM114 43V44H113ZM190 43V44H189ZM227 43V42H226ZM229 44H227V45H230L231 44V42H228ZM253 43V44H252ZM9 44H12V43H9ZM44 44V45H43ZM69 44V45H68ZM70 44H71V46H70ZM103 44V45H102ZM177 44V45H178ZM3 45H5V43L3 44V41H2V43H1V41H0V48H2V47H4ZM54 45V44H53ZM59 45V44H58ZM143 45H145V46H143ZM150 45V46H149ZM154 45V46H153ZM155 45H156V47H155ZM183 45H181L180 44V48H184V46ZM224 45V44H223ZM226 45V44H225ZM43 46H45L46 47V49H47V47L48 48H50V47H52V44H51V41H50V44H48V40H47V42H43L42 43V46H40L41 48L43 47ZM66 46V47H65ZM78 45H76V46H73L74 48L75 47H77ZM81 46H83V45H81ZM86 46V45H85ZM85 46H83L84 48H85ZM137 46V47H136ZM147 46H148V48H147ZM164 46V45H163ZM175 46V45H174ZM190 46V48L192 49V47ZM243 46V45H242ZM253 46V47H252ZM82 47V48H83ZM163 48V50H162V48ZM176 47V46H175ZM224 47H226V46H224ZM230 47V46H229ZM44 48V47H43ZM73 48V50H75V49H77V48H75L74 49ZM79 48H81L80 46H79ZM81 48V49H82ZM120 48V49H119ZM143 48V49H142ZM177 48H179L178 46H177ZM261 48V49H260ZM55 49H57L56 47H55ZM80 49V51H82ZM112 50V52H108L109 50ZM128 49V50H127ZM142 49V50H141ZM152 49H150V50H152ZM184 49H186V47L184 48ZM188 49H189V47H188ZM187 49V50H188ZM253 49V50H252ZM256 49V50H255ZM260 49V50H259ZM45 50V49H44ZM44 50H41L40 51V55H41V57H42V54H41V52H43ZM58 50H61V48L60 49H58ZM133 50V51H132ZM194 50V49H193ZM252 50V51H251ZM254 50H255V52H254ZM49 51V50H48ZM64 51V52H65ZM76 51V50H75ZM78 51H79V49H78ZM105 51H107V53L105 54ZM186 51V50H185ZM46 52V51H45ZM60 52V54H62L61 53V51H59ZM63 52V53H64ZM88 52H89V50H88ZM88 52H85L84 51V53H88ZM123 52H125V53H123ZM154 52V53H155ZM109 53V55H110V57L108 56V57H106L105 58V56L107 55ZM115 53H116V56H115ZM119 53V54H118ZM126 53H128V55L127 56H129L128 58H127V56L125 57V55H126ZM223 53V52H222ZM70 54H72V55H70ZM100 54L103 56V55H105V56H103L104 57V59H102V56H100ZM123 54H125V55H123ZM164 54H165V52H164ZM163 54V55H164ZM186 54V55H187ZM40 55H39V57H40ZM80 55H82V56H80ZM86 55V54H85ZM1 56V55H0ZM7 57H4V60H0V65H2V64H4L5 62H6V64H8L9 62H12V56H10L9 54H7L6 55ZM8 56H10L9 58H8ZM22 56H24V55H22ZM21 56V57H22ZM29 56H33V57H29ZM76 56V57H75ZM80 56V57H79ZM97 56V57H96ZM114 58H113V57ZM249 56V57H248ZM1 57H3V56H1ZM26 57H24V58H26ZM69 57V58H68ZM82 57V58H81ZM125 57V58H124ZM162 57H164V58H162ZM213 57V58H212ZM23 58V57H22ZM70 58H72V59H70ZM112 58V59H111ZM151 58L150 59H146V60H148V61H145V63H144V61L143 62H141V63H139V66L141 67V68H144L145 67V69H147L146 67H148L149 66V68H152L151 66H150V64L148 65V66H146L148 63L147 62H149V60H151ZM10 59V60H9ZM12 59V60H11ZM60 59V60H59ZM75 59H77V60H75ZM90 59H91V61H90ZM182 59H183V62H182ZM210 59V60H209ZM232 60V61H228V60ZM256 59H257V57H256ZM9 60V61H8ZM19 60H18V63H19ZM104 60V61H103ZM123 60V61H124ZM135 60V59H134ZM241 60V59H240ZM2 61V62H1ZM83 61H85V62H83ZM107 61V62H106ZM127 61H130V60H127ZM186 61V62H185ZM227 62L228 61V63H229V66H232V69H231V67H228V68H230L231 70L229 71H227L226 70V66L224 67L225 69H223V64H224V62ZM245 61V62H244ZM264 60H262V63L260 64V65H256V67H259V68H257V70L258 69H260V71H261V74L264 76V62H263ZM8 62V63H7ZM64 62H66V63H64ZM105 62V63H104ZM125 62H126V60H125ZM124 62V63H125ZM231 62H234V64H232V65H230V63ZM25 63V62H24ZM73 63L71 64V65H73ZM74 63V65H76ZM77 63H80V64H82L80 61H78ZM107 63V64H106ZM114 63V64H113ZM123 63V62H122ZM158 63V64H157ZM162 63H164V61L162 62ZM182 63V64H181ZM220 63L222 64V65H220ZM239 63V64H238ZM30 64V65H29ZM35 64V63H34ZM79 64V65H80ZM121 64V63H120ZM119 64V65H120ZM164 64H166V63H164ZM235 64H238V65H235ZM244 64H245V66H244ZM20 65V64H19ZM103 65V66H102ZM118 65V66H119ZM122 65H124V64H121V68H120V71L122 70ZM160 65H161V63H160ZM163 65V64H162ZM168 65V64H167ZM210 65V66H209ZM219 66V69H220V67H221V70H219V71H215L214 69H213V67L214 66ZM225 65H226V63H225ZM233 65H235V66H233ZM248 65V66H247ZM253 65V64H252ZM4 66H5V64H4ZM36 66V65H35ZM117 66V65H116ZM172 66L174 67V68H172ZM216 66V67H217ZM255 65H253L252 67H254ZM3 66H1L0 67V69L2 68ZM49 67H52V68H50V69H48ZM85 67L83 68V69H85ZM104 67V69L105 70H102V68H99V69H101L102 70V73L103 72H105L106 71V68ZM178 67V68H177ZM184 67V68H183ZM239 67V68H238ZM251 67V66H250ZM249 67V69H252V68H250ZM263 67V68H262ZM26 68H27V70H26ZM45 68V69H44ZM54 68H56V67H54ZM91 68V69H90ZM109 68V67H108ZM107 68V69H108ZM124 68L125 67H123V71H121V72H125L124 71ZM175 68H177V69H175ZM215 68V67H214ZM246 70H245V69ZM40 69V70H39ZM48 69V70H47ZM73 69V68H72ZM158 69V68H157ZM166 69V70H165ZM169 69V70H168ZM206 69V70H205ZM254 69V68H253ZM253 69H252V71H253ZM39 70V71H38ZM86 70V69H85ZM126 70V69H125ZM171 70V71H170ZM176 70V71H175ZM187 70V71H186ZM256 70V72H258V73H252L251 74V77L252 76H255L254 74H258V75H261L260 74V71H257ZM25 73H24V72ZM72 71V70H71ZM70 71V72H71ZM77 71V70H76ZM89 71H87V72H89ZM127 71V70H126ZM158 71H159V69H158ZM176 72L178 75H174V76H172V74H173V72ZM185 71V72H184ZM214 71V72H213ZM220 71H223V72H220ZM237 71V72H236ZM255 71V70H254ZM263 71V72H262ZM50 72V71H49ZM73 72H75V71H73ZM87 72H86V74H87ZM91 72H89L88 74H87V76L89 75V76H93V74L91 75ZM101 71H99V73H100ZM19 73V74H18ZM30 73V74H29ZM76 73V72H75ZM84 73V72H83ZM161 73V74H162ZM171 73V74H170ZM197 73V72H196ZM211 73V74H210ZM222 73V74H221ZM239 73V74H238ZM49 74V73H48ZM97 74H98V70H97ZM97 74L96 75H94L95 76V78H96V76H97ZM162 74V75H163ZM200 74V73H199ZM214 74H216V75H214ZM221 74V75H220ZM248 74V73H247ZM74 74H72V76H73ZM100 75H102V74H100ZM168 75V76H167ZM205 77H204V76ZM209 75V76H208ZM240 75V76H239ZM249 75H250V72H249ZM248 75V76H249ZM26 76V77H25ZM44 76H40L41 78L42 77H44ZM47 76V75H46ZM45 76V77H46ZM72 76H71V78H72ZM174 77V78H172V77ZM197 77V81H195L194 79V77ZM218 76V77H217ZM231 78H229V77ZM236 76V77H235ZM238 76H239V78H238ZM248 76H246V77H248ZM4 77V78H3ZM31 77H30V79L29 78H27V80L26 79H24L25 80V82L26 81H28V79L31 81L32 79H31ZM34 77V78H35ZM66 77V76H65ZM67 77H70V75H68ZM66 77V78H67ZM162 77H163V79H162ZM227 77L230 79V80H234V78L236 79V80H234V83H235V81H236V83H242V82H240V81H238V80H244L243 81V83H242V85H244V90H246V88H248L247 90L249 91V88H250V90H256L254 93L251 91V93H253L255 96H257V95H259V94H257L256 92H259L260 93V97L262 98H260V101H259V104L258 103H256V104H254L253 106H252V109H253V111L252 110H250L249 112H251V113H248V112H245V114H243L242 115V113L241 112H243V111H241V110H239L238 108V110L234 107V106H236V105H234L233 106V104H235V102H236V104H237V101L239 100V98L237 99V91H235V89H233L234 88V86H231L232 84H234V83H230V82H232V81H230L229 79H227ZM250 77V76H249ZM47 78H49V77H47ZM51 78V77H50ZM94 78V79H95ZM136 78V77H135ZM189 78V79H188ZM198 78H200V79H198ZM70 78H68L67 80H69ZM98 80L100 79V78H97ZM106 79V78H105ZM158 79V80H157ZM165 79V80H164ZM217 79V80H216ZM220 79V80H219ZM225 79H226V82H228V81H230L229 83L231 84V85H227L226 84V82H223V81H225ZM238 79V80H237ZM252 79V78H251ZM4 80V81H3ZM20 80V79H19ZM37 80H41V79H38V75H37ZM50 80H56V79H50ZM133 80V79H132ZM187 80H189V81H187ZM194 80V81H193ZM202 80V81H201ZM207 80V81H206ZM253 80V79H252ZM7 81V82H6ZM36 81V80H35ZM60 82H62L61 80H59ZM97 81V80H96ZM103 81H104V79H103ZM108 80H106V82H105V85L106 84H108V82H107ZM111 81V80H110ZM110 81H109V83H110ZM161 81V82H160ZM218 81H219V83H218ZM6 82V83H5ZM58 82V81H57ZM69 82H71V81H69ZM111 82H114L113 80L111 81ZM132 82V81H131ZM138 82V83H137ZM152 82V83H151ZM29 83H31V82H29ZM59 83V82H58ZM66 83V82H65ZM64 83V84H65ZM115 83H117L116 81H115ZM115 83H110V84H115ZM144 83V84H143ZM164 83V84H163ZM228 83V84H229ZM25 84H27V83H25ZM24 84V85H25ZM33 84V83H32ZM213 84V85H212ZM60 84H58V88H62V86L60 87L59 86ZM118 85H120V83H118ZM4 86V87H5ZM32 86V85H31ZM68 86H70V85H66V86H64L65 87V90L66 89H68L69 90V87ZM108 85H106L105 87H107ZM111 86V85H110ZM109 86V87H110ZM124 88H123V87ZM129 86V87H128ZM213 86V87H212ZM3 87V86H2ZM25 87V86H24ZM23 87V88H24ZM26 87H27V85H26ZM25 87V88H26ZM29 87H30V85H29ZM57 87L55 86V88H56V90H58V91H60V92H62L63 91V89L62 90H60V89H57ZM66 87H68V88H66ZM112 87V89H114V90H112L111 88H110V91H115V90H117V88L115 87ZM240 87H241V85H240ZM1 88V87H0ZM22 88V89H23ZM24 88V89H25ZM185 88V89H184ZM239 88V87H238ZM237 88V89H238ZM242 88V87H241ZM262 88V89H261ZM10 89H12V90H14V88H10ZM22 89H21V91H22ZM107 88H105L104 90H106ZM128 89V90H127ZM158 89V90H157ZM187 89V90H186ZM211 89V90H210ZM243 89H241L240 90V88H239V91H243ZM259 89V90H258ZM261 89V90H260ZM12 90L9 92V93H12ZM109 90V89H108ZM160 90V91H159ZM253 90V91H254ZM165 91V92H164ZM174 91V92H173ZM196 91V90H195ZM248 91H246V94L245 95H248L247 94V92ZM8 92V91H7ZM14 92V96L16 95L17 96V93H19V90H14L13 91ZM23 92V91H22ZM25 92V91H24ZM27 92H28V90H27ZM65 92V91H64ZM63 92V94H65ZM66 92H68L67 90H66ZM81 92V91H80ZM79 92V96H77V97H79L80 98V96H82V98H83V95H85V93L83 94V93H80ZM83 92V91H82ZM135 92V93H134ZM152 92V93H151ZM220 92V93H219ZM223 92V93H222ZM225 92V93H224ZM244 92V91H243ZM250 92V91H249ZM263 92V91H262ZM21 93V92H20ZM26 93V92H25ZM77 93L78 92H74V94L73 93H71V94H73L74 96L75 95H77ZM111 93V92H110ZM165 95H164V94ZM186 93V94H185ZM201 93V94H200ZM24 94V93H23ZM83 94V95H82ZM100 94V93H99ZM98 94V95H99ZM126 94H127V96H126ZM159 94H161V95H159ZM239 94V93H238ZM240 94H243L242 92L240 93ZM239 94V95H240ZM11 95V94H10ZM19 96L20 95H22V94H18ZM66 95V94H65ZM70 95V94H69ZM69 95H68V97L67 98H72L71 97V95H70V97H69ZM97 95V96H98ZM162 95H163V97H162ZM193 95V94H192ZM209 95V96H208ZM222 95H224V97H222ZM234 95V96H233ZM100 96V95H99ZM185 96H187V97H185ZM200 96V97H199ZM236 96V97H235ZM243 96H244V94H243ZM242 96V97H243ZM43 97V96H42ZM42 97H40V98H38L39 99V104L41 103L42 105H46V103H54V104H59V105H61V103H64L66 100V98L65 99H57V98H53V97H51V96H48L49 97V99L48 98H46L47 96H45V98H42ZM76 97V96H75ZM74 97V98H75ZM148 97V98H147ZM169 97V98H168ZM85 98V97H84ZM112 98V99H111ZM116 98V99H115ZM125 98H128L127 100L125 99ZM258 98V97H257ZM33 99H36V98H33ZM32 99V100H33ZM96 99V98H95ZM125 99V100H124ZM150 99V100H149ZM206 99V100H205ZM234 99V100H233ZM62 100V101H61ZM68 100V99H67ZM79 100H81V99H79ZM110 100V101H109ZM162 102H161V101ZM211 99H209L208 101H209V103L210 102H212V104L211 105H213V107H214V104L216 103V101L215 100H211ZM217 100V99H216ZM219 100H218V103H220L219 102ZM237 100V101H236ZM259 100V99H258ZM28 101H29V99H28ZM27 101V105H30V107L31 106H33V104H35V102L33 103L32 101V103H29ZM36 102L38 101V100H35ZM50 101V102H49ZM213 101L215 102V103H213ZM67 102V101H66ZM95 102V104H96V100L94 101ZM200 102V103H199ZM44 103V104H43ZM164 103V104H163ZM218 103H216L217 105H219ZM225 103V104H226ZM230 103H231V105H230ZM23 104V103H22ZM106 104V105H105ZM109 104V105H108ZM170 104V103H169ZM24 105V104H23ZM66 105V104H65ZM199 105V106H198ZM207 105V104H206ZM220 105H222V104H220ZM226 105V106H227ZM256 105V106H255ZM55 106V105H54ZM62 106V105H61ZM66 106H68V104L66 105ZM66 106H65V108H66ZM153 106H154V108H153ZM188 106H186V108L188 107ZM225 106V107H226ZM231 106V107H230ZM22 106H20V108H21ZM40 106H38V108H39ZM57 107V106H56ZM59 108H60V106H58ZM64 107V104H63V106L61 107V108H63ZM90 107H92V106H90ZM136 107V108H135ZM172 107V106H171ZM234 107V108H233ZM253 107H256V108H253ZM23 108V109H22ZM21 109L22 110H24L25 108L24 107H22ZM95 108H97V109H95ZM102 108V109H101ZM126 108V109H125ZM184 108L185 107H181V106H174L173 105V107L172 108H169L170 109V111H171V113L172 114H177V113H181L182 111H184ZM201 108H203V107H201ZM260 108V109H259ZM27 109V108H26ZM75 109V108H74ZM76 109H78V108H76ZM105 109V110H104ZM124 109V110H123ZM129 109V110H128ZM166 109H167V111H168V104H167V106H166ZM194 109V108H193ZM82 110H84V109H82ZM92 110H94V111H92ZM100 110V111H99ZM103 110V111H102ZM176 110V112H174ZM185 110H187V109H185ZM189 110H191V108L189 109ZM72 111V110H71ZM152 111H154V112H152ZM170 111H169V113H170ZM180 111V112H179ZM195 111V110H194ZM27 112H29V111H27ZM130 112V113H129ZM185 112V111H184ZM230 112V113H229ZM167 113V112H166ZM169 113H167V114H169ZM247 113V114H246ZM25 114V113H24ZM150 114V113H149ZM155 114V115H154ZM167 114L165 115V113L163 114V115H165L166 117H167ZM87 115V116H86ZM93 115V116H92ZM170 115V114H169ZM169 115H168V117H169ZM179 115V114H178ZM219 115V116H218ZM242 115V116H241ZM61 116V117H60ZM72 116H73V118H72ZM129 116V117H128ZM136 116V117H135ZM153 116L151 117L152 119L151 120H153ZM162 116V115H161ZM161 116H159V117H161ZM177 116V115H176ZM225 116V117H224ZM235 116V117H234ZM70 117V118H69ZM159 117H157V118H159ZM167 117V122H171L172 121V119H169ZM171 117V116H170ZM222 117V118H221ZM3 118V117H2ZM66 118V119H65ZM143 118H145V116L143 117ZM147 118H149L150 119V117L149 116H147L145 119H147ZM157 118H155V119H157ZM216 118H218V119H216ZM230 118V119H229ZM4 119V118H3ZM220 119V120H219ZM239 119V120H238ZM247 119H249V120H247ZM257 119V120H256ZM148 120V119H147ZM146 120V121H147ZM169 120H171V121H169ZM242 120H244V122H248L247 124H249V125H247L246 127H244L246 124L244 123V126H243V122H242V126H243V129H242V126H241V124H240V122L242 121ZM4 121V120H3ZM24 121H26V120H24ZM58 121V122H57ZM119 121V122H118ZM131 121V122H130ZM198 121V120H197ZM201 121V120H200ZM0 122H1V120H0ZM47 122V121H46ZM149 122H151V121H149L148 120V123ZM167 122H166V124H167ZM238 122H239V124H240V126H238L239 124H238ZM255 122H256V125H254V127L252 126V124L251 123H253V124H255ZM259 122V123H258ZM48 123V122H47ZM121 123V124H120ZM145 123V122H144ZM209 123H210V125H209ZM46 124V123H45ZM58 124V125H57ZM83 124V125H82ZM143 124V123H142ZM146 124V123H145ZM144 124V125H145ZM201 124V125H200ZM223 124V125H222ZM251 124V125H250ZM31 125V126H30ZM114 125V127H112ZM147 125V124H146ZM169 125H173L172 123H169ZM185 125V126H186ZM261 125V124H260ZM4 126H6V125H4ZM4 126H2V128L4 127ZM63 126V127H62ZM133 126V125H132ZM141 126V125H140ZM166 125H164V127H165ZM192 126V127H191ZM229 127V130L231 131L230 132V134L228 135V136H230L231 135V142H230V140H229V142H230V144L229 143H227V145H226V147L225 148H223L224 146H225V144L224 143H222V146L221 145H219V144H221V143H217V145H219V146H217V145H214V143H213V140H214V138H216L217 137V139L220 137H218V136H216V137H214L212 140H210V138H209V135L211 136V132L212 131H214V130H221V128H223V127H225L224 128V130H225V133H224V131H223V129L221 130V131H223V133L224 134H226V130H228L227 128ZM261 126V127H262ZM7 127V126H6ZM83 127V128H82ZM129 127V128H130ZM133 127H135V128H137L136 126H133ZM139 127V126H138ZM169 127V126H168ZM261 127L259 128H257L258 130L259 129H261ZM1 128V129H2ZM44 128V129H43ZM73 128V129H72ZM81 128V129H80ZM141 128V127H140ZM174 128V127H173ZM183 127H181V128H179V129H182ZM194 128V129H193ZM231 128V129H230ZM262 128H264V127H262ZM4 129V128H3ZM2 129V130H3ZM25 129H26V131H25ZM47 129V130H46ZM55 129V130H54ZM84 129V130H83ZM138 129V128H137ZM137 129H135V130H137ZM168 129V130H167ZM167 129H163L162 131L163 132H159L160 134L158 135V137H156V138H158V140L155 138V141L157 140L158 142L157 143H166V142H168L169 140H170V142L173 144V142H176V144H175V146H174V144H173V146H174V148L176 149V150H172V149H174V148H172V144L171 143H166V145L167 146H169L168 144H170V147H169V151H170V149L175 153V151H179V149H181L183 146H184V144L185 143H187L186 141H187V139H186V141L185 140H183L184 138H182V139H177V141L175 140V139H173L172 140V138H173V135H174V133H172V131H173V129L171 130L170 128H167ZM179 129H177V130H179ZM184 129H185V127H184ZM210 129V130H209ZM212 129V130H211ZM18 130V131H19ZM63 130V131H62ZM131 130V133L130 134H133L132 132L134 131V128H133V131H132V129H130ZM129 130V131H130ZM183 130V129H182ZM181 130V131H182ZM228 130V131H229ZM242 130V131H241ZM256 130V129H255ZM254 130V131H255ZM257 130V131H258ZM15 131V130H14ZM17 131V130H16ZM43 131V132H42ZM67 131V132H66ZM71 131V132H70ZM119 131H121V130H119ZM123 131V133L125 132V130H122ZM121 131V132H122ZM129 131H126V132H129ZM167 131V132H166ZM175 132H176V130H174ZM236 131H237V133H236ZM257 131H255V133L257 132ZM34 132V133H33ZM46 132V133H45ZM84 132V133H83ZM136 132V131H135ZM134 132V133H135ZM183 132V131H182ZM178 133V132H177ZM180 133V132H179ZM213 133H215V132H213ZM217 133H219V131L217 132ZM216 133V134H217ZM247 133H249V134H247ZM19 134V133H18ZM127 134V133H126ZM130 134H128V136L130 135ZM141 134V133H140ZM139 134V135H140ZM145 134V133H144ZM144 134H141V136L142 135H144ZM171 134V135H170ZM181 134V133H180ZM183 134V133H182ZM181 134V135H182ZM192 134V135H191ZM239 134V135H238ZM245 134V135H244ZM3 135H4V137H3ZM61 135V136H60ZM75 135V134H74ZM96 135V136H97ZM136 134H134V136H135ZM146 135V134H145ZM149 135V134H148ZM170 135V136H169ZM177 136H179L178 134H176ZM219 135V134H218ZM254 135V134H253ZM32 136L33 137H36V138H33V141H32V144H30V145H28V146H26L25 145V148H23L22 147V151L20 150V148H19V144H20V139L22 140V139H24V138H26V137H31L32 138ZM90 136V137H89ZM96 136H93V139H94V137H96ZM131 136V135H130ZM130 136H129V139H125L124 141H122V143H119V142H117V143H114L113 145H110V147L108 146H106V149H104V150H95V148H94V146L93 147H91L92 146V144L91 143H88L89 145H91V146H87L86 145V149H84L85 147H83V148H81L82 149V151L81 150H78L77 148H76V150H74V154L73 153H71V152H73V151H69L68 152V156L67 155H65L64 157H63V155L61 156V158L59 157V156H57L59 159H57L58 161L57 162H59V163H57V164H59L60 166H59V169L58 170H56V172H55V170H52L51 169V171H52V173L50 172V171H48V168H47V170L46 171H48V172H50L49 173V175L48 176H50L51 177V175L50 174H53L54 175V177H53V175H52V177H53V179H50V180H44L45 178H48L49 179V177L48 176H44L45 178H41L42 180V182H40V183H42L43 184V187L44 186H47V184H48V186H54L55 184H56V182H57V185H58V181H62V179H63V181L65 180L66 182H68V184L70 185V183L72 184V183H75V182H77L78 180V182H80V181H82V180H85V181H83V182H86V180H87V178H88V176L87 175H82L81 177H80V175H81V173H80V175H79V172H78V175L76 174V171H78V168L82 171H86V170H89L88 168L90 167V165H92V167H96L97 165H96V161L94 160V159H97L98 158V160L99 161H101L100 159H102V161L104 160V159H106V158H109L108 160L110 161V159L112 158H114V157H118L117 156V154H119L118 152H122V151H125V155L127 156L128 154H127V152L128 153H130V151H133V152H131V154L132 153H135L139 148H140V146H141V144H143V142H144V139H143V136L140 138V137H134L133 135H132V137L130 138ZM150 137H151V135H149ZM175 136V135H174ZM186 136V135H185ZM213 136V135H212ZM238 136H239V138H238ZM247 136V137H246ZM24 137V138H23ZM80 137H81V135H80ZM164 137V138H163ZM171 137V138H170ZM184 137V136H183ZM187 137V136H186ZM40 138V139H39ZM96 138H98V137H96ZM148 138V137H147ZM154 138V137H153ZM179 138V137H178ZM189 138V137H188ZM191 138V137H190ZM2 139V140H1ZM43 140V142H42V140ZM82 139V138H81ZM149 139V138H148ZM161 139V140H160ZM195 139V141H196V138H194ZM212 142V144H210L211 142H205V141H209V140ZM15 140H17V141H15ZM147 139H145V141H146ZM151 140V139H150ZM173 142H172V141ZM175 140V141H174ZM190 140L191 139H188V141L190 142ZM193 140V139H192ZM236 140V141H235ZM243 140V141H242ZM257 140H259V138L257 139ZM260 140H261V138H260ZM30 141V142H31ZM84 141H86V140H84ZM149 141V140H148ZM148 141H146V142H148ZM251 141H252V143H253V145L255 146V150L252 152L251 151V148L253 147V145H252V143H251ZM82 142V141H81ZM184 142V143H183ZM189 142H188V144L186 145V146H188V145H190L191 144V142H190V144H189ZM194 142V141H193ZM198 142H194V143H198ZM214 142H216L215 140H214ZM236 142V143H235ZM262 142H264V138H263V141ZM17 143H19V144H17ZM42 143V144H41ZM50 143V144H51ZM85 143V142H84ZM202 143V144H201ZM204 143H209L208 145L207 144H204ZM260 143V142H259ZM146 144V143H145ZM145 144L143 145V148H144V146H145ZM216 144V143H215ZM235 144V145H234ZM2 145V146H1ZM22 145V144H21ZM31 145H33V146H31ZM48 145H49V143H48ZM159 145V144H158ZM22 146H24V145H22ZM40 146H41V148H40ZM56 147H57V145H55ZM59 146V145H58ZM74 146V145H73ZM73 146H70L71 148H69V150L70 149H72L73 148ZM76 146H78V145H76ZM76 146H74V147H76ZM117 146V147H116ZM126 146V147H125ZM160 146H161V144H160ZM191 146V145H190ZM249 146V147H248ZM46 147H48V146H46ZM46 147H44L45 149H46ZM157 147V146H156ZM159 147V146H158ZM158 147H157V149H158ZM232 147V148H231ZM32 148V149H31ZM49 148V147H48ZM55 148V147H54ZM80 148V147H79ZM105 148V147H104ZM142 148V147H141ZM142 148V149H143ZM162 148V147H161ZM160 148V149H161ZM213 148V149H212ZM228 148L231 150V152H232V149H241L240 150V152L241 153H243V154H241L239 151V153L241 154V159H240V157H238L239 159H240V162H242V164H244L245 166H246V168H241L242 170H241V172L239 171V169H238V171L236 172V170H235V172L236 173H231L232 172V170H231V172L229 171V173H230V175L228 174V171H227V169H228V167L226 166L227 165V163H228V154H227V150H228ZM250 148V149H249ZM26 149V150H25ZM30 149H31V151H30ZM37 149V150H38ZM50 149H51V147H50ZM84 149V150H83ZM94 149V150H93ZM156 148H154V149H152V150H150L149 152H151V151H156L155 150ZM164 149H167V148H164ZM163 148H162V150L161 151H163L164 150ZM184 149H186V148H183L182 149V151L184 150ZM225 149V150H224ZM252 149H254V148H252ZM264 149V148H263ZM128 150H130V151H128ZM168 150V149H167ZM195 151H196V148L194 149ZM210 150V151H209ZM213 150V151H212ZM217 150H218V152H220V153H218V154H221L219 157H217V155H216V153L215 152H217ZM246 150H248V152L250 151L251 153H254L255 155L257 154V156L259 157V155L261 156H263V158L262 157H260V158H256L255 157V159H253L252 158V155H254V154H252V155H250L251 156V158L252 159H247L248 158V155H244L247 151ZM256 151V152H259V151ZM4 151L5 150H2V151H0V152H3L4 153ZM20 151H21V153H20ZM79 151H81V152H79ZM84 151V152H83ZM168 152V151H164L163 153H164V155L163 156H165V155H167L168 153H171L170 154V156L173 154V152ZM223 151V152H222ZM244 151H246L245 153H244ZM67 152V151H66ZM108 152V153H107ZM141 152V149H139V151H137V155L139 154ZM159 151H156V153H158ZM226 152V153H225ZM30 153V154H29ZM82 153H84L87 157H86V159H85V156H84V160H81V154ZM117 153V154H116ZM123 153V152H122ZM120 154L119 156L120 157H122V155L123 154ZM162 152H160V154H161ZM193 153H195V152H193ZM229 153V152H228ZM2 153H0V155H1ZM26 154V155H25ZM76 154V155H75ZM114 154H116V156H114ZM131 154H129V155H131ZM150 154H152L151 156H153L155 153L153 152V153H150ZM176 154V153H175ZM174 154V155H175ZM178 154H179V152H178ZM199 153H195L194 154V156L195 155H197V156H195L196 158L199 156L198 155ZM213 154H215V155H213ZM75 155V156H74ZM96 155V156H95ZM125 155H123L124 156V158H125ZM133 156L135 155V154H132ZM131 155V156H132ZM162 155H158L159 156V158L162 156ZM205 155L202 157V156H199V158L198 159H200L201 158V160H202V158H204L205 157ZM2 156V155H1ZM79 156V157H78ZM83 156V155H82ZM155 156H156V154H155ZM169 156V155H168ZM167 156V157H168ZM194 156H192V157H194ZM214 156H215V159H214ZM28 157V158H27ZM73 157V158H72ZM128 157V156H127ZM134 157H136V156H134ZM134 157L132 158H126L124 161H120V162H122V163H120V166L121 167H125V165H132V164H134L135 166H137V163H140V162H138L139 160H137V163H135V159H138V158H135L134 159ZM157 157V156H156ZM194 157V158H195ZM221 157V158H220ZM228 157V158H227ZM24 158V159H23ZM123 158V159H124ZM164 158V157H163ZM166 158V157H165ZM226 158V159H225ZM9 159H10V156H9ZM111 159V160H112ZM122 159V158H121ZM122 159V160H123ZM140 159V158H139ZM167 160L169 159V157L168 158H166ZM184 159H186V158H184ZM198 159H196V160H198ZM211 159V158H210ZM209 159V160H210ZM220 159H223L222 161L220 160ZM231 159V158H230ZM78 160V161H77ZM95 162H94V161ZM158 160V159H157ZM163 159L161 158V160L159 161H157V163H156V165H155V161H153V163H152V170H153V172L154 171H157L158 172V175L163 171L162 170V167H163V161H165V160H163ZM207 160H208V158H207ZM232 160V159H231ZM235 160V159H234ZM236 160H238V159H236ZM14 161H12V162H14ZM70 161V162H69ZM90 161V162H89ZM94 163H93V162ZM107 161V160H106ZM105 160H104V162H106ZM125 161H127V162H125ZM132 161V162H131ZM162 161V164L160 163ZM252 161H254V162H252ZM263 161V160H262ZM55 162H56V160H55ZM92 162V163H91ZM104 162H100V164L101 163H104ZM159 162V163H158ZM165 162H167V161H165ZM185 162V163H184ZM198 162H200V161H198ZM197 162V163H198ZM221 162V163H220ZM230 162V161H229ZM235 162V166L234 167H237V165H239V163L236 165V163H237V161H233V163ZM264 162V161H263ZM262 162V163H263ZM130 163V164H129ZM252 163H254V164H252ZM93 164H95V166L93 165ZM118 164V163H117ZM117 164H115L116 166H117ZM193 164V165H192ZM229 164V163H228ZM241 164V163H240ZM33 165V164H32ZM38 166H39V164H37ZM64 165V166H63ZM81 165V166H80ZM85 165V166H84ZM139 165V164H138ZM140 165H141V163H140ZM139 165V166H140ZM164 165H165V163H164ZM192 165V166H191ZM231 165V164H230ZM34 166H36V165H34ZM86 166H87V169H86ZM98 166H99V162H98ZM97 166V167H98ZM102 166V165H101ZM111 166V165H110ZM133 166V165H132ZM172 166H174L173 164H172ZM172 166H171V168H172ZM194 166V167H193ZM222 166V167H221ZM41 167H45V166H41ZM41 167H39L40 168V170H42L41 169ZM77 167V168H76ZM112 167V166H111ZM111 167H109L108 168V166H107V168L108 169H111ZM118 167V166H117ZM127 167V166H126ZM155 167V168H154ZM165 167V166H164ZM167 167V166H166ZM225 167H226V174L225 173H223V171L225 170ZM239 167H240V165H239ZM250 167V168H249ZM26 168V167H25ZM39 168H36L37 170L39 169ZM99 168V167H98ZM113 168V170H114V168H115V166L114 167H112ZM161 168V169H160ZM168 168V167H167ZM170 168V169H171ZM175 168V167H174ZM29 169V170H28ZM34 169V167L32 166L31 167V164H30V167H29V165H28V167L25 169V170H22V174H23V171H24V173H25V175H26V177H25V179H27V176L28 175H30V176H32L31 175V173L32 172H37V171H34L33 170ZM44 169V168H43ZM105 166H104V171H105ZM108 169H106V172H108L109 170ZM116 169H118V168H116ZM123 169V168H122ZM200 169V170H199ZM219 169V170H218ZM235 169H237V168H235ZM247 169V170H246ZM75 170V171H74ZM99 170H101V171H103L102 169H99ZM108 170V171H107ZM162 170V171H161ZM164 170H165V172H166V168H164ZM193 170V171H192ZM229 170H230V168H229ZM72 171H74V173L78 176H72L71 174H72ZM82 171V172H83ZM90 171V170H89ZM101 171H100V173H101ZM118 171V170H117ZM119 171H120V169H119ZM151 171V170H150ZM170 171H173V170H170ZM246 171V172H245ZM39 172V171H38ZM41 172V171H40ZM62 172H64L63 174H62ZM88 172V171H87ZM121 172V171H120ZM152 172V171H151ZM160 172V173H159ZM164 172V173H165ZM174 172V171H173ZM176 172V171H175ZM175 172H174V175H176L175 174ZM218 172V173H217ZM222 172V173H221ZM225 172V171H224ZM44 172L42 171V174H43ZM46 173V172H45ZM67 173H69V174H67ZM103 174L105 173V172H102ZM102 173H101V175H102ZM155 173V172H154ZM172 175V173L171 172H167L166 174H167V177L166 176H163L162 177V174L163 173H161L159 176H157L156 175V177H153V179L155 178L156 180H153V181H150V179H149V183H150V185H149V191H148V193H147V189L145 190L146 191V193H141V194H139V195H137L135 198H134V200H133V202H132V204H131V206H130V208L129 209H127L128 211H122V214H121V212H119V216H118V214L116 213L117 211H115V209L116 208H113V206H114V204H113V199L111 198L112 196H109V195H107V198L108 197H110V199L112 200H110V199H107L106 198V196L104 197H102V198H105L104 200H102V202L99 204V203H97L98 205H96V206H94V207H88V208H86V209H83L82 211H79V212H77L78 213V215H79V217H87V218H89V219H91L92 221L89 223V224H87L86 226H84L83 227V225H80V224H78L79 222L77 221V223L76 224H74L75 223V221H73V222H71V223H73V224H71V225H74L73 227H72V230L71 229H69L70 231L69 232H67V234L65 233L64 235H63V233H61L63 236H62V239L65 241L64 243L65 244H67L66 242H69V240H71L73 237H74V239H75V236L76 235H79V234H86V236H89V235H87L88 233H90V235H91V233H96L95 231L96 230H98L99 229V226H95L94 225V223L93 222H96V221H102V220H108V223H110V220H111V222H113L112 220H114V218H115V220L117 219V221L119 222V224L120 223H122V224H124V222L125 223H127L128 222V219L129 218H131L132 217V219L136 216V217H143L144 219V221L143 222H141L142 224H138V223H140V220H141V218H138V220H139V222L137 223L138 225V227H139V225H140V227H139V229H140V231H138V228H137V231L138 232H140V233H142L143 232V230L145 229V227H146V225H147V223L149 222H151L152 221V219H153V216H152V214L151 213H155L154 212V206H158V207H160L161 209L160 210H163L164 211V214L162 213V212H159V213H162L166 218H163V220L161 219V223L162 224H164L165 226H163L162 224L160 225V226H163V227H161L162 229H163V231H162V234H161V236L162 237H160L158 240H160V244H159V241L158 242H156L155 240V238H153L150 234H140V236L137 238L138 240H136V242L134 243V245L133 246H131V249H127L128 250V252H127V250H122L121 252H118V253H116L115 255L113 254V256H111V257H108V258H106V257H103V255H102V257L103 258H101L102 259V261L101 262H103V263H101V264H149V260L150 261H152V260H154L155 261V259L157 258H159V256L161 255V254H164V252H165V250L167 251V252H169L170 253V256L168 255V257H170L169 258V260H167V261H165L164 260V258L162 257V260H161V262H157V263H160V264H201V263H203V261L204 260H207L208 259V257H209V260L210 261H213L212 259H210V257H212L213 256V258L215 257V255H220V257H225V260H226V262H227V260H232V262L234 261V260H238L237 262L238 263H240L241 261H240V259H242V257L243 258H248V260L246 261V262H248V261H250L249 260V257L251 256V255H255V256H253V257H257L256 259H254V261L252 260V261H250V262H248V264H252L253 262H256L257 261V259H259V261H257V264L258 263H261L260 262V258L259 257H262L263 255H262V253L264 254V191L260 194V192H258L257 193V196H256V193H255V195L253 196L252 194H248L249 196H253L252 198V200H250L249 198H251V197H249L248 196V199H249V201L250 202H245V203H247L246 205H244L243 203L244 202H242V204H243V206L241 205V206H239V205H237V204H235L234 203V205H235V207H236V205H237V207L236 208H234L233 207V210H231V212H227L229 215L225 218V217H223V216H221V215H223V212H222V208H221V213H220V211H218L219 209H217V211H216V215H212V214H214V212L212 213V214H210V215H208L209 216V218H208V216H207V218L205 217L204 219L205 220H203V221H199L198 219L196 220V219H192V221H189L188 223H189V225L187 226L188 228H187V230H185V233H183L182 235H177V234H179V233H177V234H175V232L173 231L172 232V230L168 227V220H166L167 219V211L169 210L170 211V209H167V207H168V205L170 204V202H171V200L169 199L170 197H168V198H166L165 199V196H164V198L163 199H161L160 197H155V195H156V192H158L161 188H163L164 186L167 188V184L169 185V183L170 182H173V180L174 179H177V178H179V177H176L175 178V176H172L170 179L168 178V177H170L171 175ZM201 173H202V175H201ZM211 173V174H210ZM13 174V173H12ZM16 173H14L13 175H11V174H9V176H5V177H7V179L5 178V180H7V182L6 183H8V185L10 186H8L9 188L8 189H6L7 191H4L2 194L3 195H5V196H8V198H11L12 197V195L11 194H13V193H16L18 190H17V188H16V190H15V188H13L12 186H17V185H20V184H22V187H20L19 189H21V188H23V186H25V185H27V181H22V177L21 176H19V175H15ZM60 174V175H59ZM62 174V175H61ZM67 174V175H66ZM83 174H84V172H83ZM85 174H86V172H85ZM106 174V173H105ZM132 174V173H131ZM130 174V175H131ZM165 174V175H166ZM170 176H169V175ZM177 174H178V171H177ZM218 174H220V175H222V174H224L225 176H224V178H222V180L220 181V180H218V176H215V175H218ZM89 175V174H88ZM130 175H128L126 178H132V176H130ZM132 175H134V174H132ZM29 176V177H30ZM64 176V177H63ZM68 176V177H67ZM135 176V175H134ZM28 177V178H29ZM51 177V178H52ZM61 177V178H60ZM89 177H90V175H89ZM144 177V178H143ZM143 177H137V175H136V177H134L133 178V180H131V183H135L134 184V186H136V183H140V185L141 184H144L145 182H147L148 181V177L147 176H143ZM145 177H147V178H145ZM182 177V176H181ZM182 177V178H183ZM193 177V176H192ZM215 177V178H214ZM220 177V176H219ZM239 177H241V178H239ZM9 178V179H8ZM70 178V179H69ZM168 178V179H167ZM191 177H189L188 179H190ZM212 178H213V180H212ZM257 178V179H258ZM146 179H147V181H146ZM179 179H181V178H179ZM184 179V178H183ZM188 179H184V180H188ZM204 179V180H203ZM229 179H230V181H229ZM236 179V180H235ZM256 179V180H257ZM13 180V181H12ZM140 180V181H139ZM182 180V179H181ZM181 180H179L180 182H181ZM215 180V181H214ZM217 180H218V183H217ZM243 182H242V181ZM38 181H40V180H38ZM54 181V182H53ZM64 181V182H65ZM127 181V180H126ZM157 181V182H156ZM166 181V182H165ZM178 181V179L176 180V182ZM178 181V182H179ZM183 181V180H182ZM215 182V184L214 183H212V182ZM232 181V182H231ZM250 181H252V182H250ZM22 182H26V183H24L25 185H23V183ZM63 182V184H65ZM82 182V183H83ZM152 182V183H151ZM254 182H255V180H254ZM47 183V184H46ZM128 183V182H127ZM174 183V182H173ZM205 183V184H204ZM218 184V186H216L217 184ZM67 184V185H68ZM76 184V183H75ZM79 184V183H78ZM130 184V183H129ZM148 184V183H147ZM39 185V184H38ZM139 185V184H138ZM137 185V186H138ZM152 185V186H151ZM170 185H171V183H170ZM170 185H169V187L168 188H170ZM211 185H215V187H218V189H219V187L220 188H222V186H224L223 188H222V190H224L223 192L222 191H220V189L218 190V189H215V187H213L214 189H215V191H213V189L211 190ZM250 185V188H251V185L252 184H249ZM71 186V185H70ZM102 186H105V184L104 185H102ZM101 186V187H102ZM143 186H146V185H143ZM142 186V187H143ZM148 186V185H147ZM162 186V187H161ZM244 186H242V188L244 187ZM246 186V187H247ZM40 187H42L41 185H40ZM109 187V186H108ZM140 187V186H139ZM182 187H178V188H176V190L177 189H179V188H182ZM206 187H208V188H206ZM231 187V186H230ZM233 187H231V189H235V188H233ZM24 188H26V187H24ZM56 188V187H55ZM103 188V187H102ZM190 188V189H189ZM240 188V187H239ZM238 188V189H239ZM245 188V187H244ZM249 188V189H250ZM45 189H46V187H45ZM52 189V188H51ZM50 188L48 189V191L50 192V194H56L55 193V189H54V192H51L50 190H51ZM57 189V188H56ZM108 190V188L106 187V188H103V190ZM241 189V188H240ZM239 189V192L240 191H244L245 192V190L244 189H242V190H240ZM249 189H246V190H249ZM106 190V191H107ZM162 190H164V189H162ZM168 190V189H167ZM175 190V191H176ZM254 190V189H253ZM255 190H257V189H255ZM12 191V192H11ZM20 191V190H19ZM53 191V190H52ZM170 191H174L173 189H172V187H171V190L169 189V193H170ZM180 191V190H179ZM187 193H186V192ZM250 191V190H249ZM259 191H261V190H259ZM181 192V191H180ZM210 192V193H209ZM244 192H242V194H244ZM160 193V192H159ZM178 192H176L175 194H177ZM247 193H249V192H245V194H247ZM251 193H252V191H251ZM50 194H48L46 197L48 198V196H49V199H47L46 197H45V202L43 203L42 201H44V200H42L41 202H42V205H43V208L44 209H48L47 211L50 213H46L47 211H45V212H43V213H46L47 214V216L48 215H50V216H48V217H51V219H48V217H46L47 218V221H49L50 220V222H51V220H53V219H55V220H53V221H57V218H59L60 219V213H62V210H59L60 212H58L57 211V213L55 212V210H54V213H52L51 214V210L53 209V207H54V205H56V203L57 202H59V201H61L60 199L61 198H59L60 196H56V195H50ZM58 194V193H57ZM143 194V195H142ZM145 194V195H144ZM155 194V195H154ZM165 194V193H164ZM171 195H172V192L170 193ZM173 194H174V192H173ZM174 194V197H176V195ZM225 194V193H224ZM242 194H241V197H242ZM11 195V196H10ZM18 195V194H17ZM19 198L21 197V193H19ZM169 195V194H168ZM170 195V196H171ZM199 195V196H198ZM10 196V197H9ZM141 196V197H140ZM188 198H187V197ZM194 196V197H193ZM202 196V197H201ZM256 196V197H255ZM118 197V196H117ZM116 197V198H117ZM167 197V196H166ZM184 197V196H183ZM192 197V198H191ZM243 197H247L246 195L244 196L243 195ZM242 197V198H243ZM177 198V197H176ZM180 196L178 197V200L177 199H175L176 201H181L180 199ZM190 198V199H189ZM201 198H203L202 200H201ZM245 198H243V200H245ZM12 199H16L15 198V195H14V198H12ZM18 199V198H17ZM118 199V198H117ZM122 199V198H121ZM137 199V200H136ZM181 199H182V197H181ZM206 199V200H205ZM211 199H213V198H211ZM247 199V198H246ZM247 199V200H248ZM49 201V203H48V201ZM57 200V201H56ZM173 200V199H172ZM175 200H173V201H175ZM242 199L241 200H239L240 202L239 203H241V201H243ZM101 201V199L99 200V202ZM115 202H120L121 200L119 199V200H114ZM167 201H169V202H167ZM182 201H184V200H182ZM204 201H206V202H204ZM218 201V200H217ZM112 202V203H111ZM114 202V203H115ZM167 202V203H166ZM185 202V201H184ZM183 202V203H184ZM221 201H219L218 202V206H219V203H220ZM224 202V201H223ZM225 202H227V201H225ZM164 203H165V205H164ZM174 203H178V202H173L172 203V205L171 206H173V204ZM180 203V202H179ZM178 203V204H179ZM209 203V204H208ZM238 203V204H239ZM260 203V204H259ZM102 204V205H101ZM109 206H108V205ZM111 204H113V206L111 205ZM133 204H134V206H133ZM181 204V203H180ZM214 204V205H213ZM222 203H220V205H221ZM225 204V203H224ZM230 204V203H229ZM249 204V205H248ZM100 205V206H99ZM154 205V206H153ZM186 205V204H185ZM195 205V206H196ZM201 205V206H200ZM228 205V204H227ZM53 206V207H52ZM145 206V207H144ZM149 206L151 207V206H153L152 208L154 209L152 212H150V214H151V218H149L148 216V210L150 211V209H149ZM163 206V207H162ZM170 206V207H171ZM182 206H183V204H182ZM214 206V207H213ZM217 206V208H220V207H218ZM52 207V208H51ZM115 207V206H114ZM143 207V208H142ZM157 207V208H158ZM221 207H222V205H221ZM225 207V206H224ZM151 208V209H152ZM156 208V207H155ZM196 208V209H197ZM244 208V209H243ZM200 209V210H201ZM204 209V210H203ZM88 210V211H87ZM103 210V211H102ZM108 210V211H107ZM209 210V211H210ZM215 210H216V208H215ZM256 210V211H255ZM53 211V210H52ZM87 211V212H86ZM110 211V212H109ZM114 213H113V212ZM137 211V212H136ZM155 211H157V209L155 210ZM159 211V210H158ZM168 211V212H169ZM251 211V212H250ZM83 212V213H82ZM107 212V213H106ZM9 214V212H5V214ZM13 212L11 211L10 212V214H12ZM28 212L26 211V213L24 212V211H21V212H14V214L12 215V217H16V218H21V217H23V216H25V214H27ZM43 213H40V214H43ZM94 213V214H93ZM115 213L117 214V216L115 215ZM124 213V214H123ZM133 213H134V215H133ZM219 213V214H218ZM225 213V212H224ZM226 213V214H227ZM263 213V214H262ZM4 214V213H3ZM2 214V212L0 213V223L3 221L2 220V218L4 219V217H6V215L4 216V217H2L1 215H3ZM39 214V215H40ZM45 214V215H46ZM58 214V215H57ZM107 214V215H106ZM112 214H113V217L114 218H111L112 217ZM132 216H131V215ZM143 214V215H142ZM161 214V216L163 217V215ZM221 214V215H220ZM234 214V215H233ZM90 215V216H89ZM115 215V216H114ZM121 215V216H120ZM169 215V214H168ZM225 215V214H224ZM8 216V215H7ZM10 216V215H9ZM53 216V217H52ZM108 216V217H107ZM128 216V217H127ZM134 216V217H133ZM41 217H43V218H45L44 217V214L43 215H40L39 216V218L41 219V221H42V218ZM102 217V218H101ZM110 217V218H109ZM123 217V218H122ZM146 217V218H145ZM53 218V219H52ZM78 218V217H77ZM82 218V219H83ZM106 218V219H105ZM108 218V219H107ZM147 218L150 220L151 219V221H147ZM224 218V219H223ZM231 218V219H230ZM80 219V218H79ZM101 219V220H100ZM39 220V219H38ZM44 220V219H43ZM131 220V219H130ZM217 220V221H216ZM41 221L39 222V224L41 223ZM45 221H46V219H45ZM52 221V222H53ZM117 221H114L113 223H115V222H117ZM142 221V220H141ZM205 221V222H204ZM221 222V225H220V222ZM225 221H226V223H225ZM38 222V221H37ZM145 222V223H144ZM197 222V223H196ZM199 222H201V223H199ZM224 222V223H223ZM237 222V223H236ZM103 223H104V221H103ZM107 223V224H108ZM148 223V224H149ZM193 223V224H192ZM39 224H35L34 226H30L31 228H30V232L28 231V234L29 235H26L25 236V238H23L24 239V241H25V243H27V244H29L30 242L31 243H34V241L39 245V243H42V246H45V245H43V244H47L48 242L51 244L52 242V240L51 241H48L49 240V236L48 235H46V234H48V232H46V234H45V236H47V237H45V236H43L44 235V233H42L43 231L41 230L42 228H44V227H41V229L40 228H38L40 225ZM106 224V225H107ZM199 224V225H198ZM203 224V225H202ZM224 224V225H223ZM39 225V226H38ZM67 225H69V228L71 227L70 226V224H67ZM101 225V224H100ZM167 225V226H166ZM170 225V224H169ZM233 225V226H232ZM260 225V226H259ZM89 226V227H88ZM105 226V225H104ZM103 226V227H104ZM197 226H199V227H197ZM87 227V228H86ZM96 227V228H95ZM102 226H100V228H103ZM144 227V228H143ZM171 227H174V226H171ZM27 228H28V226H27ZM51 228V230L53 231L54 230V227H53V229H52V226H50V223H49V225H48V227H46L45 229H47V230H49ZM193 229V231H192V229ZM1 229V228H0ZM3 229V228H2ZM2 229L0 230V234L3 232V234H4V229H3V231H2ZM24 229H26V228H24ZM56 229V228H55ZM161 229V230H162ZM176 229H177V227H176ZM176 229H173V230H176ZM191 229V230H190ZM199 229V230H198ZM26 230H28V229H26ZM51 230L49 231V234L51 233ZM74 230H76V231H74ZM87 230V231H86ZM101 230V229H100ZM100 230H98L99 232H100ZM178 230V229H177ZM225 230H226V232H225ZM6 231V230H5ZM39 231V232H38ZM68 231V230H67ZM84 231H85V233H84ZM199 231V232H198ZM257 231V232H256ZM34 232V233H33ZM55 232V230L53 231V233ZM65 232V231H64ZM98 232V233H99ZM169 232H170V234H169ZM178 232H180V230L178 231ZM205 232V233H204ZM247 232V233H246ZM26 233H27V231H26ZM56 233V232H55ZM73 233V234H72ZM199 233V234H198ZM52 234V233H51ZM71 234V235H70ZM97 234V233H96ZM194 234H196V236L194 235ZM238 234V235H237ZM55 235V234H54ZM93 235V234H92ZM235 235H237V236H235ZM246 235V236H245ZM61 236V235H60ZM81 236H85V235H81ZM174 236V237H173ZM189 236V237H188ZM195 236V237H194ZM198 236V237H197ZM50 237H53V236H51L50 235ZM168 237V238H167ZM221 237V238H220ZM40 238V239H39ZM42 238V239H41ZM68 238V239H67ZM178 238V239H177ZM185 238V239H184ZM199 238V239H198ZM223 238H225L226 239V242L228 243L227 245H225V246H222V247H220L219 245H217V243H216V241L217 240H219V239H223ZM46 239V240H45ZM52 239V238H51ZM60 239V238H59ZM61 239V240H62ZM155 239V240H154ZM167 239V240H166ZM224 239V240H225ZM0 240H4V239H1L0 238ZM6 240V239H5ZM37 240V241H36ZM60 240V241H61ZM62 240V241H63ZM143 240V241H142ZM169 240V241H168ZM176 240V241H175ZM200 240V241H199ZM2 241H1V243H2ZM33 241V242H32ZM174 241V242H173ZM192 241V242H191ZM5 242V243H4ZM6 242L7 241H3V243L6 245ZM71 242H72V240H71ZM70 242V243H71ZM238 242V243H237ZM2 243V244H3ZM64 243L62 242V243H59V244H61V245H64ZM186 243V244H185ZM136 244V245H135ZM164 244V245H163ZM233 244V245H232ZM49 245V244H48ZM166 245V246H165ZM178 245V246H177ZM183 245V246H182ZM262 245V246H261ZM41 246V245H40ZM46 247V246H45ZM133 247H135V248H133ZM159 247V248H158ZM212 247V248H211ZM170 248V249H169ZM180 248V249H179ZM189 248V249H188ZM225 248V249H224ZM157 251H156V250ZM141 250V251H140ZM164 250V251H163ZM178 250H179V252H178ZM183 252H182V251ZM221 250V251H220ZM220 251V252H219ZM242 251H244V252H242ZM252 251V252H251ZM259 251H262V253H260L262 256H259V255H256V253H258L259 254ZM28 252V251H27ZM127 252V253H126ZM130 252V253H129ZM172 252V253H171ZM137 253V254H136ZM166 253V252H165ZM181 253H183V254H181ZM189 253H191V254H189ZM224 253V254H223ZM242 253H245V254H247L246 256H245V254H244V256H242ZM251 253V254H250ZM86 254H88V253H86ZM85 254V255H86ZM123 254V255H122ZM166 254H168V253H166ZM174 254H175V256H174ZM213 254V255H212ZM4 255V254H3ZM90 255L91 256H93L91 253H90ZM148 255V256H147ZM185 255V256H184ZM226 255V256H225ZM2 256V255H1ZM6 256V255H5ZM90 256V257H91ZM105 256V255H104ZM109 256V255H108ZM177 256V257H176ZM88 257V255L86 256V258ZM126 257V258H125ZM144 257H146V258H144ZM148 257V258H147ZM150 257V258H149ZM237 257V258H236ZM252 257V258H253ZM60 258V257H59ZM86 258H85V260H86ZM97 258H99V257H97ZM96 258V260L98 261V259ZM129 258V259H128ZM172 258H173V260H172ZM215 258H217V257H215ZM2 259H4V257L2 258ZM88 259V258H87ZM94 259H95V257H94ZM100 259V258H99ZM139 259V260H138ZM245 259L243 260V261H245ZM82 260H83V258H82ZM89 260H91L90 258L87 260V261H89ZM137 260V261H136ZM148 260V261H147ZM165 261V263H164V261ZM178 260V261H177ZM215 261H218V260H216V259H214ZM231 260H230V262H231ZM256 260V261H255ZM58 263H57V262ZM56 261H54V262H52L51 264H64V263H61V262H63V260H61V259H57ZM61 261V262H60ZM79 260H77V261H75V263H73V264H79V262H78ZM84 261V260H83ZM86 261V262H87ZM157 261H159V260H157ZM243 261H242V263H243ZM82 262V261H81ZM90 263L89 264H94V262H91V261H89ZM99 262V261H98ZM131 262H133V263H131ZM138 262V263H137ZM163 262V263H162ZM205 262V261H204ZM214 262V261H213ZM225 262V261H224ZM223 262V264H226V263H224ZM229 261H228V264L230 263ZM252 262V263H251ZM100 263V262H99ZM154 263V262H153ZM153 263H151V264H153ZM212 263V262H211ZM218 262H214V264H217ZM237 263V264H238ZM69 264H72V263H69ZM83 264H85V263H83ZM86 264H88V262L86 263ZM155 264H156V262H155ZM244 264H245V262H244ZM254 264V263H253ZM256 264V263H255ZM263 264V263H262Z\"/></svg>", "mask_w": 264, "mask_h": 264}]
</instances>
